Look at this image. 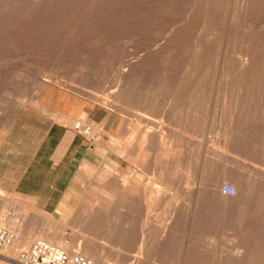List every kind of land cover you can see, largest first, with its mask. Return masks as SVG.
Returning <instances> with one entry per match:
<instances>
[{
  "label": "rangeland",
  "instance_id": "obj_1",
  "mask_svg": "<svg viewBox=\"0 0 264 264\" xmlns=\"http://www.w3.org/2000/svg\"><path fill=\"white\" fill-rule=\"evenodd\" d=\"M64 1H65V3H64ZM69 1H71V0H69ZM75 1L76 0H72L71 2H68L67 0H63V4H64V6H63V4L61 3L60 4V2H62V0L60 1H58V0H54L53 1V4H57L58 3V6L56 7V8H58V11H57V9H55L54 11L56 12V15H54V13H53V8H52V10L51 9H47V11H46V9H38V11H33L34 12V14H28V12H26L27 13V15L25 14V12L24 11H22L23 13H21L20 12V14H22V18L24 19L25 17H27V16H29V17H27V18H25L24 19V21L26 22V23H23V22H20L21 20H20V18H21V16L20 17H18L17 18V15L19 16L20 14H17L15 11H13V12H15V14L16 15H14V16H12L14 13L12 12V10H10V9H8V10H10L9 11V13H3V12H5V11H3V12H1L0 14L2 15L3 14V16L2 17H4L3 19H0L1 21H0V23L2 24V22H4L5 23V25L4 24H0V33H3V34H1L0 35V51H4V53L3 54H1L0 53V62L2 61V59L4 60V61H2V62H6V65L5 66H1L2 68H0V78H2V76H3V79H2V81L4 80H6V78H7V80H9V81H7V82H3V84H2V81H0V83L2 84V85H0V100L1 99H6V98H4V97H7L8 96V94H7V91L6 90H9V91H13V92H17V96L15 97V96H13V97H11L12 99H10L9 101V103H8V108H9V110H11V112H12V116L11 117H9L6 121H4L3 122V124H0V138L2 137V136H4L5 134H6V131L9 129V127L11 126V124L14 122V119L15 118H17L18 116L20 117V118H22V117H24L26 114H40V113H46V114H48L51 118H53L54 117V115L50 112V111H47V110H45V109H42V107H39V109L37 108V107H34V106H40V104H45V105H48V106H51V107H53V108H56V109H59V110H62L64 113H66V115H70V116H73V117H78V119L77 120H79V118H81L79 115H78V113L81 111V110H83V111H86V113H87V116L91 119V121H93L92 123H94V124H96L95 126H92V125H90L89 124V126H87V128L89 127V129L91 128V127H93V128H91V129H93V130H89L88 129V133H84L83 131H81L80 129H78V127H75L74 125H73V127H71V126H69L68 125V123H65V122H63V121H58V119L56 118V117H54L53 119L56 121V122H58V123H62V124H65V125H68L69 127H71L72 129H73V131H74V133L75 134H77V135H79L80 136V142H81V144H83L84 146H86V148H88L89 149V153H85L86 154V156H87V159L85 160L86 161V163H85V161H84V163L83 162H78V164H76V166H75V171H74V175L76 176V183H75V185H74V191H73V193H74V201L73 202H71L70 204H68V205H66L65 206V208L61 211V213H59L58 215H53V213H51V212H47V211H45L44 209H42V208H40L39 206L38 207H36L34 204H35V201L34 200H22V201H20L19 203L20 204H18L17 202H15V201H13V200H15L12 196L10 197V206L9 207H7V208H5L4 209V211L3 212H0V224L1 225H3V226H5V227H7V228H9L10 230H16V232H17V234H18V238L16 239V240H13L11 243H9V244H7L2 250H1V252H0V264H15V263H11V262H9V261H7V260H5L4 259V255H6L7 253L8 254H11L12 252H15V253H12L11 255L13 256V257H15L16 258V256H17V252H18V250L19 249H21V248H26V247H29L31 244H32V242H34L36 239H40V238H44L43 236H41L42 234H44V235H47L48 233H46V232H42L41 231V229L42 228H45V226H47L48 225V227H49V229L48 230H51V232H53V235H54V238L56 237V238H58V237H61L62 239H63V241L66 243V244H70L69 246L68 245H66L67 247L65 248V247H62V248H64V249H66V250H68L70 253H73V252H80V253H82V254H84L85 256H88L89 258L91 257L95 262L97 261L96 259H98V262L100 263V264H132L133 263V261H134V258H132L131 256H130V254L132 253H134V254H136V252H137V249H139V245H142V246H148L149 247V245H150V247L154 244V246H153V248L154 247H156V246H160V248L159 247H157L158 249H159V251H160V249H164L163 250V253H162V250L160 251V252H158V249L157 248H155L154 249V251H150V254H152V255H155L154 254V252H155V250H156V252L158 253V255H156V257L155 256H153L154 258H156V259H150V258H152V257H149L150 256V254H148V255H146L147 253L146 252H149V251H146L145 252V255L143 256L145 259H150L149 261L148 260H143V261H146L147 262V264H148V262L151 264L152 262H151V260H153V262H156V260L157 261H160L159 263H161V264H166L167 262V264H171V263H175V264H178V262L176 263V262H174V261H180L179 262V264H182V259H184L185 257H187V255L185 254V252H187L189 249L188 248H191V249H194L195 248V250L194 251H197V252H204L203 250V248H201L200 249V251L197 249L198 247L200 248V246H197L198 244L197 243H195L193 246H188V243H187V241L186 242H182L181 243V236L183 235V233H188V231H181V230H179L180 231V233H182V234H180L179 233V231H178V234H180V240L178 239V241H179V243L177 242V243H174V244H176V245H178V244H180V246L179 247H181V245H182V248H180L179 249V247H177V246H175V245H173L174 247V249L172 250V246H171V244L169 245V244H167L165 241H163L162 240V238H163V236L159 233V236H158V232H155V231H153V233H152V239H155V238H157L158 240L156 241V240H151V237H150V235L148 234V233H150V227H151V229H155V227H157V225L159 226V224H160V226L159 227H157L158 229L159 228H162L163 226H164V224L166 223V222H164V223H162V221L161 220H164V218L162 219L161 217H164L163 215H162V210H161V207H163V204L165 203V200L163 199V201L164 202H162V204H161V202L160 201H162L161 199L163 198V197H165V198H171V197H175V195L173 194V196H172V193L174 192H176L179 188L180 189H182V190H184V192L183 191H180V189L178 190V193L179 192H181V194L180 195H177L176 193V197H177V199H176V201L178 202L177 204H176V201H175V208H174V206L172 207L171 206V208L170 209H173L174 208V210L172 211L173 213H175L176 212V216H177V213L179 214V212L180 211H182L181 213H183L184 211H185V209H184V206H182L183 204H185V203H187L188 202V200L189 199H191V200H195L196 199V195L195 194H192L191 196H189L190 194H186V196H183V195H185V191H186V193L188 192V190L190 191L191 190V188L190 187H192V189L194 188V189H196V188H198V189H196V190H194V192H197V191H203L204 190V185L202 184V183H200V182H203V181H205L204 180V175H205V179L207 180H212L214 177L216 178L217 177V174L220 172V170H218V168L220 169V166H222V165H224L226 162H223L224 164H220V162H218V161H216L215 159V161H213L214 163H216V164H211L212 165V168H213V170H210V168H211V165H210V163H212V162H209L210 161V157L212 158V156H214L213 155V153H211V152H208V151H214L215 149H213V147L212 146H215L212 142H214V140L216 141V140H218V137H220L221 135H220V131H218L217 129H216V127L218 126V123H220L221 124V120L220 121H218L219 119H217V118H220L221 117V114H223V113H225V114H223V115H225V116H227V114H228V112H231V110L233 111V108L231 109L230 107H228L229 105V98L228 99H225L223 102H219V100H223V98L222 99H219L215 94H219V97H221L220 96V94L223 96V97H225V96H227V97H229L228 95H226V94H229V95H231L230 94V92L229 91H231V88L230 87H228V88H230V89H227L226 90V88L224 87L223 88V86L221 85V84H217V82H215L216 83V85H218L219 86V88H218V86L217 87H215V85H214V87L215 88H217L218 89V92L216 93V91H217V89H215L214 87H212V83L209 85V86H207V88H206V86H205V88L203 89V91H202V93L204 94V96L202 95V98H200V96L199 97H197V98H199V99H197L196 98V100H194V99H192L191 100V98L188 96V95H186L187 94V92L185 93V91L186 90H190V88H185L184 89V87H181V86H178L177 84L175 85V84H173L172 86H171V84L173 83L172 82V80H173V78L171 79V81H170V83H169V85L171 86V87H169V86H167V83H165V84H161V86H160V84H158L157 85V83L156 82H152V81H154V80H156V78H157V75L156 74H159L158 76H160V74L164 71V69H167V68H169V67H171L172 68V66L171 65H174L175 64V62H177V60H178V58L180 57V55L178 56V52H180L181 53V51L182 52H184L185 50H186V48H189V46L193 43V41L194 40H196V38H197V35L200 37V38H202L203 40H204V37H205V35L207 34V33H209L210 34V32H213L214 30H215V28H216V26L218 27V24L220 23H215V22H218V21H221V23H223L224 21V19L223 20H220V19H222L223 18V16H222V14H224V13H222V12H224V10H226V6H228V5H226L227 3H229L230 1L232 2H234L235 0H228L227 1V3L225 2L226 0H224V2L226 3L225 5H223L224 7H222V5L221 6H218V7H220V8H218L219 10L218 11H222V12H220V13H218L219 15L221 14V18L219 17V15L217 14V18L216 17H214V16H212V17H214V18H212V17H210L211 16V14L208 12V11H206V9H204V8H206L205 7V1L206 0H202V3H204V4H202V3H200L201 2V0L200 1H196V0H193L194 2L193 3H191L192 2V0H186L187 2H189L188 4H186V2L184 3L183 1H185V0H173L172 2L170 1V0H162L161 2H165L166 3V1H167V3L165 4V6H163V7H165V8H161V6L160 5H164L163 3H161L160 2V0H132V4H130L129 5V3H130V1L129 0H127L128 2H126V0H110V2H109V4L108 5H111L112 4V7L111 6H109V7H111L112 9H110L108 6V8H106V6H104V8H106V9H104L102 6L104 5V3H105V5H107V2H105L104 0L102 1L103 3H101V4H103V5H100V4H98L99 2H101V1H99V0H94V2L93 3H95V4H92V1L93 0H89L90 2H91V4H89V1L87 2V0H82L81 2H82V5L80 4L81 2H80V0H78L77 2H76V4H78L79 2V4L81 5V7H83L81 10H82V14H81V10H76L75 8H78V6H75ZM87 2V3H85V2ZM96 1H97V3H96ZM107 1H109V0H107ZM143 1H146V2H143ZM170 1V2H169ZM174 1H176V3L177 2H179V4L181 5H179L178 4V6L176 7L175 6V3L174 4H172ZM181 1H182V3H181ZM191 1V2H190ZM68 2V3H67ZM115 4H114V3ZM135 2V3H134ZM197 2V3H196ZM223 2V3H224ZM232 2V3H233ZM67 3V4H66ZM71 4V5H74L75 6V12L73 11V8L72 9H70L71 8V6H69L68 4ZM85 3V4H84ZM121 3L123 4L122 6H124L125 8H123L122 6H120L121 5ZM127 3V4H126ZM170 3V5L173 7V5H174V7L176 8L175 9V11L174 12H179V14L178 13H173L174 15H177L176 17L172 14V15H169V14H171L172 12L171 11H166L165 9L168 7L167 5ZM185 4L186 6L187 5H189V6H187V8L185 7V6H183V7H185L184 9L185 10H187L188 9V7H190V9H189V11L187 10V12H189L190 13V11L192 12L194 9H195V12H197L196 14H198V15H196L195 14V12H194V14L196 15V16H199V13L201 14V16H199L200 18H198V17H196L195 15H193V13H190V14H192L190 17L192 18L193 16V18L197 21V22H199V23H197V22H193V21H190V22H192L193 23V25H194V23L196 24L197 23V29L200 31V30H202V31H200L201 33H199L198 31H197V29L196 28H194V29H196V31H194L193 29H190V28H192V27H195V25L193 26L192 24H191V26L189 27V22H188V26L185 24V23H187V18H189L188 16L190 15L189 13L188 14H186V16L184 15L185 13H186V11H184V9L182 8V4ZM191 3V4H190ZM194 3L197 5L194 9H193V5H194ZM66 4V5H65ZM78 4V5H79ZM89 6H87V5ZM118 5V8H116L117 7V5ZM134 4L136 5V8H135V6H134ZM183 4V5H184ZM193 4V5H192ZM67 5H68V7H69V9L67 8V10H69L70 12H68V11H66L68 14H67V16H69L70 15V13H72V11H73V14L75 13V15L73 16V14L72 15H70V17H72L73 16V21H71V19H70V23H69V25H70V29L68 28L67 29V27H69V26H67L68 24V22L69 21H67V23H65L66 22V20H69V17H67L66 16V13L64 12L65 10H66V7H67ZM80 5H79V7H80ZM93 5V7L95 8V6H96V8L94 9L93 7H91V6ZM169 5V7H168V9L170 10H172L173 11V8L171 7ZM177 5V4H176ZM199 5H201V7L199 6ZM202 5H204L203 6V9H202ZM229 5H231L232 6V4H229ZM61 6L63 7L62 9H60L61 8ZM66 6V7H65ZM126 6H128V7H131V8H127ZM146 6V7H145ZM167 6V7H166ZM195 6V5H194ZM121 7V8H120ZM171 7V8H170ZM179 7V8H178ZM202 9H200V8ZM84 8H86V9H84ZM124 9V12L125 13H127L126 15H125V13L123 14V13H121L122 11H123V9ZM128 9V10H130V11H125V9ZM191 8H192V10H191ZM222 8H224V10L222 9ZM65 9V10H64ZM79 9V8H78ZM94 9V10H93ZM105 11H104V10ZM108 9H109V11H111V10H113V11H111L109 14H108ZM118 9V10H117ZM122 9V10H121ZM136 9V10H135ZM178 9V11H176ZM183 9V10H182ZM199 9V10H198ZM8 10L6 11V12H8ZM72 10V11H71ZM198 10V11H197ZM46 11V12H45ZM48 11H51V12H49L48 13ZM77 11H78V13H79V11H80V13L79 14H81L80 16H78V14L76 15V13H77ZM84 11H86V12H84ZM97 11V13L95 14L94 12H96ZM119 11H121V12H119ZM206 11V12H205ZM217 11V12H218ZM12 12V14H11V16L15 19L14 20V22L13 21H11V19H12V17L10 16V15H8V16H6L7 14H10ZM39 12V13H38ZM45 12V13H44ZM63 14H62V13ZM84 12V13H83ZM88 12H89V14H88ZM93 13V16L91 15V13ZM138 14H137V13ZM199 12V13H198ZM19 13V12H18ZM30 13V12H29ZM40 13H41V15H40ZM43 13V14H42ZM48 13V14H47ZM59 13V14H58ZM99 13V15H97ZM112 13V14H111ZM121 13V14H120ZM142 13V14H141ZM144 13V14H143ZM168 13V14H167ZM181 13H182V15H181ZM205 13H207V15L209 16V18L208 17H206L207 15L205 14ZM209 13V14H208ZM255 13H257V12H255ZM24 14V15H23ZM58 14V15H57ZM146 14V15H145ZM154 14V15H153ZM260 14V15H259ZM26 15V16H25ZM31 15H33V16H35V18H38V20L39 21H42V22H38V20L36 19L35 20V18L32 16V18H34V20L35 21H37V23H35V24H37L38 26H36V27H39V29H36L37 30V32H36V30H35V28L36 27H34V22L32 21V18L30 19V16ZM49 15V16H48ZM60 15V16H59ZM64 15H65V18H64ZM87 15H89L90 17H93V18H95V19H98L99 20V18H100V20L103 22V24H102V22H99V24H98V20L96 21L97 22V30H93V32H92V30H90L91 29V27H93V26H91L90 25V21H91V24H93L94 22H95V19H94V21H92V20H90V19H88V17H86ZM95 15H97L99 18H97V16L96 17H94ZM104 15V16H103ZM107 15V16H106ZM127 17L128 16V18H125V16ZM167 15H169V16H167ZM258 15L259 16H261L260 18L262 19V17H263V14H261V13H258ZM25 16V17H24ZM51 16H53L52 18H51ZM54 16H56L55 18H56V20L57 19H59V20H55V18H54ZM62 16V17H61ZM75 16H78L79 18H77V17H75ZM81 16H83V17H81ZM115 16H121L119 19H123V20H119L118 19V17L117 18H115ZM143 16V17H142ZM178 16L180 17V16H182V17H184V19H185V21H184V19H181V17L180 18H178ZM203 16V17H202ZM259 16H257V18L259 17ZM11 18L10 20H8V18ZM48 17L50 18V19H53V20H49L48 19ZM59 17V18H58ZM84 17H86V19H87V21L84 19ZM89 17V18H90ZM108 17V18H107ZM143 19H142V18ZM148 17V18H147ZM174 17H175V20H174ZM205 17H206V19H207V21H209V20H211V18L212 19H214V21H212V24H213V26H210V24L211 23H208L207 21H206V19H205ZM48 20H47V19ZM68 18V19H67ZM75 18H77V19H81V20H83V21H81V25L83 24V27L80 25V20H76ZM102 18V19H101ZM109 18H111V20L109 19ZM146 18V19H145ZM190 18V19H191ZM218 19V18H220L218 21L216 20V19ZM19 19V21H18V24H17V21L16 20H18ZM22 19V20H23ZM31 20V23H32V25H31V23H29V21L28 20ZM65 20V21H62V20ZM107 19H109V20H107ZM174 20V22H173V20ZM179 19H181V20H183V21H180ZM200 19V21H201V19H202V22H200V21H198V20ZM43 20H44V22H43ZM47 20V21H46ZM85 20V21H84ZM113 20V21H112ZM147 20V21H146ZM171 20V23L169 22ZM177 20V21H176ZM192 20V19H191ZM194 20V21H195ZM46 21V22H45ZM50 21V22H49ZM53 21H55V22H53ZM76 21H77V23H76ZM120 21H123L124 22V24H122L123 22H120ZM126 21V22H125ZM128 21V22H127ZM131 21H133L134 23H132ZM137 21H139V22H137ZM188 21H189V19H188ZM204 21V22H203ZM8 22V23H7ZM15 23V24H13V23ZM19 22H20V24H19ZM51 22H52V24H51ZM58 22V23H57ZM62 22V23H61ZM63 22H64V25H61V24H63ZM74 22H75V24H74ZM85 22H87L86 24H85ZM110 22V23H109ZM115 22V23H114ZM177 23V24H175V26H174V23ZM214 22V23H213ZM11 23V24H10ZM27 23H29V24H27ZM42 23H43V25H42ZM45 23V24H44ZM48 23H50L51 24V26H49L48 27ZM61 23V24H60ZM79 23V24H78ZM100 23L102 24V25H104L103 27L104 28H102V25H100ZM109 23V24H108ZM127 23H129V24H127ZM131 23V24H130ZM169 23H170V25L173 23V25H169ZM179 23H180V25H179ZM182 23V24H181ZM7 24V25H6ZM21 24H22V26H21ZM34 24V25H33ZM40 24V25H39ZM58 25L57 27L61 30L62 28H60V27H64L63 29L64 30H59L56 26L54 27V25ZM72 24V25H71ZM73 24L77 27L78 25V28L79 29H83V30H80V31H82V32H80V34H77L76 33V31H78V29L75 27V26H73ZM76 24H78V25H76ZM87 25V26H85V25ZM144 24V25H143ZM201 26H200V25ZM211 24V25H212ZM216 24V25H215ZM11 25V26H10ZM26 25V26H25ZM27 25L29 26V27H27ZM45 25V26H44ZM106 25V26H105ZM131 25V26H130ZM169 25V26H168ZM178 25L183 29V34L182 33H174L175 32V30H176V32H178V30L180 29V27L178 28ZM185 25V26H184ZM9 26V27H8ZM16 26H17V28H16ZM18 26H20V27H26L25 28V30L24 29H22V28H20V27H18ZM31 26V27H30ZM33 26V27H32ZM60 26V27H59ZM89 26H91L90 28H89ZM94 26H95V23H94ZM101 26V27H100ZM121 26H123V27H121ZM203 26H206V27H203ZM214 26H215V28H214ZM227 26V25H226ZM6 27H8V28H6ZM10 27H13L12 29H14V30H12ZM46 29L47 27V29L46 30H44V28ZM52 27V28H51ZM82 27V28H81ZM87 27V28H86ZM96 27H93L94 29H96ZM100 27V28H99ZM110 27V28H109ZM112 27V28H111ZM116 29H115V28ZM131 28V30L129 31V33L127 34V30H129V28ZM160 27H162V28H160ZM176 27V29H174ZM6 28V29H5ZM54 28V29H53ZM55 28L57 29L55 32L53 31V30H55ZM88 29L89 28V31L88 30H86V29ZM109 28V29H108ZM114 28V29H113ZM125 28H127V30L125 29ZM172 28V29H171ZM178 28V29H177ZM190 29V32H192L193 34H191L190 32V34L192 35V36H194V34L196 35V37L194 36V37H192V42H191V35L188 33V31H189V29ZM206 28V29H205ZM209 28H212V29H209ZM227 28V29H226ZM2 29H5L4 31H2ZM19 29H21V30H19ZM31 31V30H34V31H32L31 32V34L29 33V31ZM51 29H53V30H50ZM76 29V30H75ZM100 29H102V30H100ZM103 29H106V30H103ZM111 29V30H110ZM113 29V30H112ZM125 30V31H123V30ZM174 29V30H173ZM205 29V30H204ZM11 32H10V31ZM18 30V31H17ZM50 32H49V31ZM67 30H70L69 32H68V34H70V35H68V34H65V36H63L62 34H64V33H62V31L63 32H66L67 33ZM122 30V31H121ZM163 30V31H162ZM170 30V31H169ZM172 30L174 31V32H172ZM186 30H187V34H186ZM9 31V32H8ZM41 31V32H40ZM47 31V32H46ZM53 31V32H52ZM91 31V32H90ZM102 31H104V32H102ZM115 31H117V32H115ZM133 31V32H132ZM179 31H182L181 29L179 30ZM229 31V29H228V27H225V33H227ZM231 31H232V29L229 31V35H231ZM7 32V33H6ZM16 34V35H14V33ZM52 32V33H51ZM57 32V33H56ZM58 32H60V34H58ZM78 32V33H79ZM84 32V33H83ZM86 32V33H85ZM101 32V33H100ZM121 32H123V33H121ZM134 34V37H133V35L131 34ZM156 32V33H155ZM171 32L172 33H174L173 35L171 34ZM184 32H185V35L187 36H185L184 35ZM197 32V33H196ZM206 32V33H205ZM9 33V34H8ZM82 33L83 34H86V36H84V35H82ZM96 33V34H95ZM114 34V35H112L113 37L115 36V38L113 39V37L111 36V34ZM126 33V34H125ZM153 33V34H152ZM160 33V34H159ZM168 33H170L169 35H168ZM6 34V35H5ZM32 34H35V35H32ZM37 34V35H36ZM51 34V35H50ZM56 34V35H55ZM136 34H138L137 36H136ZM155 34H157V35H155ZM162 34V35H161ZM164 34V35H163ZM176 34H178V35H176ZM180 34L181 35H184L185 36V39H184V37L182 36L181 38L179 37L180 36ZM189 34V35H188ZM5 35V36H4ZM10 37H9V36ZM52 35H53V37H52ZM55 35V36H54ZM58 35V36H57ZM66 35L68 36V37H66ZM80 35V36H79ZM92 36V38L90 37V36ZM95 35V36H94ZM99 35V36H98ZM128 35V36H127ZM130 35H132L131 37L133 38H131V37H129ZM154 35V36H153ZM176 36V38H175V40H174V38L173 37H175ZM4 36V37H3ZM6 36H8V37H6ZM94 36V37H93ZM127 36V37H126ZM160 36V37H159ZM173 36V37H172ZM177 36H178V38H180L179 40L177 39ZM70 37V38H69ZM76 37V38H75ZM96 37V38H95ZM123 37H125V38H123ZM129 37V38H128ZM153 37H154V39H153ZM162 37V39H160ZM171 37V39H169ZM207 37H208V35H207ZM206 37V39H208ZM3 38H5L6 40H8L7 42H6V40H4L3 41ZM8 38V39H7ZM108 38V39H107ZM137 38H138V40H137ZM165 38L167 39L166 40V42L164 41L165 40ZM183 38V39H182ZM187 38V39H186ZM188 38H190V39H188ZM194 38V39H193ZM95 39V40H94ZM97 39H98V41H97ZM111 39V40H110ZM118 39H119V44H118ZM121 39V40H120ZM152 39V41H150ZM197 39H199V38H197ZM13 40V41H12ZM68 40V41H67ZM90 40V41H89ZM109 40L110 41H112V43H115L116 44V46H114L115 44H112L111 42V44L110 45H107V43L109 42ZM136 40H137V42H136ZM153 40H154V42H153ZM157 40V41H156ZM171 40V41H170ZM186 40V41H185ZM2 41V42H1ZM97 41V42H96ZM114 41V42H113ZM117 41V42H116ZM135 43H134V42ZM157 42V44H156V42ZM162 41V42H161ZM187 41H188V43H187ZM6 42V43H5ZM9 42V46H8V43ZM85 42V43H84ZM96 42V43H95ZM121 42V43H120ZM126 42V43H125ZM127 42H128V44H133L132 46H129L128 44H127ZM130 42V43H129ZM133 42V43H132ZM140 42H142V43H140ZM161 42V43H160ZM2 43V44H1ZM12 43V44H11ZM70 45H69V44ZM79 43V44H78ZM151 43V44H150ZM166 43V44H165ZM187 43V44H186ZM189 43H191V44H189ZM210 43H212L211 41L208 43V46H210L211 44ZM5 44V45H4ZM68 46H67V45ZM95 44V45H94ZM121 44V45H120ZM145 44H147V45H145ZM153 44V45H152ZM160 44H161V47L160 48H162V49H160L158 46H160ZM186 44V46H184ZM188 44H189V46H188ZM77 45V46H76ZM106 45L107 46H109L108 48H111V47H113L114 46V48H113V50L112 51H110L111 49H108L107 47H106ZM113 45V46H112ZM120 47H119V46ZM125 45V46H124ZM139 45V46H138ZM157 46L158 48H159V50H160V52H159V50L158 49H156L157 47H155V46ZM163 45V46H162ZM164 45H165V49H164ZM3 46H7L6 48L5 47H3ZM87 46V47H86ZM89 46V47H88ZM117 46L119 47V49L117 48ZM130 49L131 47V50H129L127 47ZM171 46V47H170ZM63 47V48H62ZM104 47V48H103ZM117 49H116V48ZM136 47V48H135ZM153 47V48H152ZM177 47V48H176ZM4 48V49H3ZM11 50H10V49ZM62 48V49H61ZM65 48H66V51H65ZM88 48V49H87ZM122 48V49H121ZM123 48H125V49H123ZM135 49V51H134V49ZM139 48H140V50H139ZM154 48L156 49V51L155 52H152V49H153V51H154ZM169 48H170V51H169V53H168V50H169ZM14 49V50H13ZM71 49V50H70ZM82 49H84V50H82ZM86 49V50H85ZM116 49V50H115ZM121 49V51H119ZM132 49H133V51H132ZM150 51H149V50ZM166 49H167V51H166ZM171 49L173 50V51H175L176 49H178V50H176L177 51V55H176V57H177V59H176V57H174L175 59H172L173 60V62H168V65H166L167 63L166 62H164V59L166 58L167 59V57H169L170 56V54L171 53H173L172 55H175V52H173V51H171ZM10 50V51H9ZM51 50V51H50ZM124 50V51H123ZM138 50V51H137ZM181 50V51H180ZM215 50V49H214ZM223 50V49H222ZM64 51V52H63ZM70 51V52H69ZM75 51V52H74ZM119 51V52H118ZM131 51V53H128V52H130ZM142 51V52H141ZM158 51V52H157ZM164 51L165 52H167V54H165L164 53ZM11 52V53H10ZM52 52V53H51ZM65 52L67 53L66 55H65ZM74 52V53H73ZM86 52V53H85ZM111 52V53H110ZM113 52V53H112ZM124 52V53H123ZM10 53V54H9ZM63 53V54H62ZM114 53H116L115 55H113ZM157 53H158V55H157ZM160 53H162V54H160ZM7 56H6V55ZM14 54V55H13ZM113 55V57H112V55ZM119 54V55H118ZM121 54H125L124 56H125V58H123L122 56H121ZM127 54V55H126ZM130 55V57H128L129 55ZM132 54V55H131ZM163 54H165L164 56H163ZM182 54V53H181ZM16 55V56H15ZM140 55V56H139ZM153 55V56H152ZM155 55V56H154ZM157 55V56H156ZM167 55V56H166ZM172 55L170 56L171 58H173L172 57ZM182 55H184V54H182ZM181 55V56H182ZM4 56V57H3ZM120 56H121V58H120ZM140 59V60H138V58ZM159 56H162V57H164V59L163 58H159ZM2 57V58H1ZM7 57V58H6ZM17 57V58H16ZM107 57V58H106ZM109 57H111V58H109ZM116 57V58H115ZM126 57L128 58V59H134L135 60V57H136V59H137V63L138 62H141L140 64H135L134 65V68H132V69H134V70H132V73H134V74H136V72H138L139 73V76H140V73H141V76H142V78L144 77V79L145 80H141V82L143 83H141L140 84V79H138V78H136L137 77V75H138V73H137V75L135 76L134 74V76H135V79L139 82V84H138V82H136V80L134 79L133 80V84L136 86L135 88H138V86L140 85L141 86V88L140 89H142V87H145L146 85H149L150 84V88H149V86L147 87L148 89H153V90H156V93L157 94H160L159 95V100H161L160 101V103L158 102L159 100H157L155 97H154V100L153 99H151V97H150V94H149V96H147L148 94H146V92L148 93V90H146V88H145V90H143L142 92L143 93H145V94H141L142 92H140L139 90H138V93H140L142 96H144V95H146L147 97H149L150 98V100H152V101H155V99H156V103H158V105L156 104L155 106H158V107H156L157 108V111L154 109V107L150 110V112L149 113H147V116L145 117V118H141V117H139L137 114H134L135 112H134V110H132V111H129V112H121L120 110H116L117 108H113L112 107V105L110 104V103H104L102 100H101V96L103 95V94H106V92L109 94V93H111V92H113L114 91V89L116 90V88H117V82H116V80H114V79H116L117 78V74H119L120 72H121V70L122 69H120V68H122L123 66H121V65H123V64H126L128 61V59H126ZM141 57V58H140ZM183 57V56H182ZM181 57V58H182ZM9 58H11V60L9 59ZM13 58V59H12ZM180 58V59H181ZM58 60L59 62H57V61H55V60ZM62 59V60H61ZM63 59H65V60H63ZM114 61H113V60ZM163 59V60H162ZM170 59V58H169ZM180 59L178 60V61H180ZM234 58H232V60H233ZM9 61V63L7 62V61ZM42 60V61H41ZM61 60V61H60ZM109 60V61H108ZM229 60H230V62L231 63H233V64H235L234 62H232V60H231V58L229 57ZM12 61V62H11ZM65 61H66V63H65ZM116 61V62H115ZM146 61V62H145ZM166 61V60H165ZM233 61H236L235 59L233 60ZM44 62V63H43ZM50 62V63H49ZM84 62V63H83ZM148 62H149V64H150V66H148ZM42 65H41V64ZM60 64L59 65V68L57 69V70H55V64H56V66L58 65V64ZM82 63V64H81ZM108 63V64H107ZM113 63V64H112ZM157 63H159V65L157 64ZM162 63V64H161ZM166 63V64H165ZM47 64V65H46ZM87 64V65H86ZM106 65V66H104V65ZM163 64H165L166 66H164ZM171 64V65H170ZM53 65V66H52ZM62 65L64 66V67H62ZM80 65H82V66H84L83 67V71H79L78 70V68L80 67ZM119 66V68H118V66ZM142 67V69H145V70H142L141 68H140V66ZM146 65V66H145ZM38 66H40V68L38 67ZM115 66V67H114ZM121 66V67H120ZM168 66V67H167ZM52 67H55V68H52ZM58 67V66H57ZM106 67L108 68V69H106ZM110 67V68H109ZM112 68V69H111ZM114 68H116V69H114ZM138 68V69H137ZM141 70H140V69ZM162 68V69H161ZM178 68V67H177ZM39 69V70H38ZM88 71H87V70ZM120 69V71H119V73L117 72L118 70ZM158 69V70H157ZM19 70V71H18ZM51 70V71H50ZM110 70V71H109ZM162 70V71H161ZM40 71V72H39ZM47 71V72H46ZM108 73H107V72ZM159 71V72H158ZM2 72V73H1ZM18 72H20V73H22V75L19 73L18 74ZM51 72V73H50ZM86 72H87V74H86ZM143 72H144V74H143ZM151 72V73H150ZM158 72V73H157ZM53 73V74H52ZM104 73V74H103ZM150 73V74H149ZM49 74V75H48ZM58 74V75H57ZM61 74V75H60ZM108 76H107V75ZM151 74L153 75V77H154V79H153V77H151ZM16 75H18L19 77H13V76H16ZM45 75H47V76H45ZM52 75V76H51ZM114 77H113V76ZM144 75V76H143ZM51 76V77H50ZM90 78H89V77ZM103 76V77H102ZM105 76V77H104ZM138 76V77H139ZM141 76L139 77V78H141ZM12 77L14 78V79H12ZM53 77V78H52ZM54 77H55V79H54ZM92 77V78H91ZM111 77V78H110ZM17 78H19L18 80H17ZM91 79V80H89V79ZM101 78V79H100ZM106 78H107V80H106ZM149 78V79H148ZM10 79H12L11 81H10ZM22 79H24L23 81H22ZM95 79H97V80H95ZM109 79V80H108ZM147 79V80H146ZM175 79V78H174ZM88 80V81H87ZM100 82H99V81ZM96 81V82H95ZM110 81V82H109ZM148 81H149V83H148ZM157 81V80H156ZM86 82H87V84H86ZM89 82V83H88ZM110 83H112V86H111V84ZM115 83V84H114ZM147 83V84H146ZM154 83V84H153ZM176 83V82H175ZM214 83V84H215ZM17 84H18V86H17ZM90 84V85H89ZM92 84V85H91ZM145 84V85H144ZM208 84V83H207ZM206 84V85H207ZM14 85H16L15 86V88H17V89H14ZM87 85H89V87L87 86ZM107 85V86H106ZM144 85V86H143ZM154 85H155V87H154ZM157 85V86H156ZM165 85V86H164ZM222 87H221V86ZM35 86H37V87H39V88H41V92H40V94L39 95H37V98H36V100H33V95H34V93L35 92H33L32 93V91H36L35 89H34V87ZM110 88H109V87ZM167 86V87H166ZM4 87V89H3V91H2V88ZM98 87V88H97ZM113 87V88H112ZM164 87H165V89H164ZM209 87H211V89L213 88V90H214V94L212 93V90L210 91V90H208V89H210ZM220 87H221V89H220ZM264 87V86H263ZM6 88V89H5ZM101 88V89H100ZM108 90H107V89ZM162 88V89H161ZM168 88L170 89V91H171V95H172V100H171V95H168V96H166L165 94H166V92H164V91H167L168 90ZM183 88V89H182ZM10 89H12V90H10ZM104 90V92H102L103 90ZM106 89V90H105ZM164 89V90H163ZM167 89V90H166ZM207 89V90H206ZM224 91H228L227 93L226 92H223V90ZM260 91V88H256V89H254V90H256V91H258V90ZM18 90H20V92H18ZM102 90V91H101ZM181 90H183V91H181ZM207 91V92H204V91ZM222 92H221V91ZM254 90H251V91H254ZM262 90L264 91V89L262 88ZM22 91V92H21ZM90 93H89V92ZM110 91V92H109ZM136 91H137V89H136ZM145 91V92H144ZM220 91V92H219ZM250 91V92H251ZM263 91H260L259 93H263V94H261V95H264V92ZM5 92V94L3 95V93ZM25 92L26 93H28V94H31V95H24L25 94ZM31 92V93H30ZM93 92V93H92ZM151 92V91H150ZM178 92V93H177ZM185 93L184 95H186V96H188V97H185L184 95H183V97L181 96L182 94L181 93ZM214 95L213 97H211L212 96V94ZM48 93V94H47ZM97 93L99 94L98 96H96L97 95ZM103 93V94H102ZM137 93V92H136ZM177 93V94H176ZM258 93V92H257ZM259 93H258V95H259ZM7 94V95H6ZM19 94V95H18ZM20 94H22V97L20 96ZM91 94V95H90ZM175 94V95H174ZM178 94H181L180 96H181V98H180V100H182V102L181 103H183L182 105H184L185 103H187V105L190 103H188V102H185V101H187V100H189V101H191L192 103H190L191 105H193V103L196 105V104H198L199 105V102H195V101H200V99H205L204 101L202 100V102H200V104L202 105L203 104V106H204V108L203 107H201V105L200 106H198L199 107V110H201L200 112H199V110H198V112H197V110H196V114H198V115H195V113L194 112H191V111H194V109H193V107H194V105H193V107L190 105V107L189 108H191L192 107V109H190L191 111V114L193 113V116L192 117H189L190 116V113H188L189 111V108L188 107H186V109H187V113H186V109L184 108V106H182V105H180L181 103H179L178 101H180L179 100V98H178ZM255 96H253L252 98H250V100H255V101H253V102H250V100H249V98L247 99V101L246 102H242V100H244V99H240L239 100V104H240V106L241 107H244V106H246V107H244L243 109H241V107L240 106H237V109L235 110L236 112H234V114H235V116L236 117H238V116H241V117H243L244 116V114H246V113H250V112H252V110L254 111V113L253 114H255V111L257 112L258 110V113H259V115H258V113H256L254 116H257L256 117V122H254L255 120H254V118L255 117H253V115H249V114H247V116L246 117H249V118H246V120H244V119H242V120H244L243 122H245V121H248V125L250 124H255V125H259V124H262L263 122H264V118L262 117V116H264V115H261V114H263V113H260V112H264V103H262V100H263V102H264V96H262V100H260L259 99V97L261 96H258L257 94H255V91H254V93H253ZM24 95V96H23ZM177 95V96H176ZM225 95V96H224ZM258 97H257V96ZM32 96V97H31ZM45 96H46V98L47 99H45ZM156 96V95H155ZM217 97V99H216V97ZM20 97V98H19ZM28 97V98H27ZM93 97V98H92ZM96 97H97V99H96ZM147 97H145L144 99H146ZM157 97V96H156ZM162 97V98H161ZM169 97V98H168ZM177 98V99H175V98ZM204 97V98H203ZM205 97H207V98H205ZM210 97V98H209ZM215 97V98H214ZM234 97V96H233ZM256 97V98H255ZM16 98V99H15ZM161 98V99H160ZM182 98H187V100L186 99H182ZM188 98H190V99H188ZM209 98V99H208ZM212 98H214V99H212ZM261 98V97H260ZM26 99V100H25ZM100 99V100H99ZM148 99V98H147ZM168 99H170L172 102H174L173 104H172V102L171 103H167L168 102ZM216 99V100H215ZM245 99V100H246ZM30 100H32V102L30 101ZM98 100V101H97ZM166 100V102H164ZM185 100V101H184ZM193 100H194V102H193ZM226 100H227V102H226ZM33 101H35L34 103H36V104H33ZM100 101V102H99ZM103 103H102V102ZM163 101V102H162ZM177 102V104L179 103V105L178 106H182L183 108H179V109H181L180 111H178V106L176 105V102ZM214 101H217L216 102V104H214L215 102ZM232 101H234L233 99H232ZM257 101V102H256ZM258 101H260V102H258ZM32 103V104H30V103ZM162 102V103H161ZM206 102V104H204ZM225 102V103H224ZM241 102L244 104V105H242L241 104ZM247 102L249 103H253V105L252 104H247ZM260 103V109H261V111H260V109L258 108V109H256V110H254L255 108H257L256 106H258L256 103ZM38 103V104H37ZM164 103V104H163ZM226 104V105H228L227 107L224 105V104ZM166 104L168 105V106H170L171 108H170V110H169V107L168 106H166ZM238 104V105H239ZM246 104V105H245ZM31 105V106H30ZM109 105H111V106H109ZM164 105V106H163ZM175 105V106H174ZM208 105L210 106V108L208 107ZM213 105V106H212ZM262 105H263V107H262ZM6 106V105H5ZM4 106V104H1L0 103V117H1V120H5V116L7 115V113H6V111H5V109H6V107ZM160 106V107H159ZM165 106H166V108H167V110H168V112H166V108H165ZM176 106H177V108H176ZM189 106V105H188ZM197 106H195V107H197ZM217 106V107H216ZM225 108H224V107ZM231 107L233 106V105H230ZM252 107L251 109L252 110H250V108L248 109V107ZM161 107H163V111H161L160 112V110H162V108ZM198 107L196 108V109H198ZM200 107H201V109H200ZM206 107V108H205ZM207 107H208V109H207ZM213 107V108H212ZM255 107V108H254ZM262 107V108H261ZM37 108V109H36ZM159 108H161V109H159ZM203 108V109H202ZM214 108H217V110L216 109H214ZM227 108V109H226ZM3 109V110H2ZM106 109V110H105ZM159 109V110H158ZM184 109V111H182ZM229 109H231V110H229ZM244 110V109H246V110H250V111H246L244 114H242L243 112L241 111V110ZM43 110V111H42ZM214 110H216L217 111V115H216V113H215V111ZM226 110H228V111H226ZM45 111V112H44ZM159 111V112H158ZM169 111H170V113H169ZM176 112V111H178V112H176V113H180L181 112V114H180V119L182 118L181 117V115H182V112H183V114H184V112H185V114L184 115H182L183 117H188V119L190 120V122H191V120H193L194 121V123H196L197 125L199 124L200 125V127H202V128H199V126H198V128L201 130V133H200V130H199V132L196 130V134H195V137H190V135H184V136H181L180 134H174V136L171 134L172 133V129H175L178 125H176V124H178L179 123V125L181 126V127H183V121H184V119H181L182 120V122L181 121H178L177 119L178 118H176V115H178V114H176V113H174V112ZM222 111H223V113H222ZM14 112V113H13ZM109 113V116H110V113H111V116L110 117H108V115H106V113ZM172 112L174 113V114H172ZM221 114H220V113ZM240 112H242L241 114L242 115H240L239 113ZM5 115H4V114ZM107 113V114H108ZM128 115H127V114ZM161 113V114H160ZM163 113V114H162ZM207 113V114H206ZM171 116H170V115ZM187 114H189V116H187ZM201 114V115H200ZM239 114V115H238ZM251 114V113H250ZM52 115V116H51ZM216 115V116H215ZM105 116H107L105 119H104V117ZM175 116V118H173ZM195 116H199L198 118H199V120H196V122H195V119H193V117H195ZM218 116V117H217ZM220 116V117H219ZM121 117V118H120ZM178 117V116H177ZM185 117V118H186ZM216 117V118H215ZM253 117V118H252ZM262 118V122L261 123H258L259 121H261L260 119ZM108 118V119H107ZM110 118V119H109ZM168 118V119H167ZM215 118V119H214ZM243 118H245V116L243 117ZM257 118L259 119V120H257ZM104 119V120H103ZM106 119H107V121H106ZM121 119V120H120ZM125 119V120H124ZM179 119V120H180ZM221 119H223L222 120V122L224 121V119H225V117L224 116H222V118ZM249 119V120H248ZM251 119V120H250ZM13 120V121H12ZM120 120V121H119ZM123 120V121H122ZM129 120H130V123H129ZM169 120H170V122L171 123H169ZM176 120L178 121L176 124L175 123H173V122H176ZM240 120V119H239ZM104 121H106V122H104ZM197 121H199V122H197ZM258 121V122H257ZM104 122V123H103ZM180 122H181V124H180ZM185 122V121H184ZM127 123V124H126ZM100 124H101V126H100ZM118 124V125H117ZM129 124H131V125H129ZM175 124V125H174ZM212 124V125H211ZM244 125L245 124H247L246 122L245 123H243ZM119 125H120V127H119ZM122 125V126H121ZM248 125H245V126H248ZM118 126V127H117ZM127 126H128V128H127ZM130 126V127H129ZM94 127H95V129H94ZM144 127L146 128V129H144ZM100 130H99V129ZM115 128H117V129H115ZM133 128H134V130H133ZM143 128V130H148L149 129V133L152 135L151 137H153V140H152V142L150 143L151 144V147H153V148H151L149 145V143L146 145L147 147L149 146V154H148V158H146V159H150L149 157L151 156V159H153L154 160V158H155V156L154 155H156V152L153 150V149H155V150H157L156 149V147L158 146V145H155V143L153 144V142H157L156 144H158L159 142V140H160V137L161 136H163V135H169L170 134V137H171V139H169V142H170V144H172V146H173V144H174V147H175V145L177 144V143H179V147H180V149H178L179 151H181V152H179L178 153V156L180 157V158H185L186 156H187V153L185 152L186 151V149H188L187 147H189V145L192 143V141L191 140H193V142H197L198 144H200V147H198L197 149L199 150V148H200V150L199 151H197L196 150V152H195V156L196 157H194L195 158V160H196V158H199L200 159V156L201 157H203V158H206L205 160H209V161H206V162H209V166L206 164V162H205V164H204V162L203 161H201V160H204L203 158H201V160H199V161H190V165H192V171H195V173H198V174H200V173H204V175L200 178V177H196V176H199L198 174L196 175V174H194V180H193V183H188V184H184V185H182V184H179L178 183V185L179 186H181V187H177V186H175V188L172 190V189H168V191L166 192V194H165V189L166 188H168V187H166L167 185L165 184L168 180H170V181H173V182H176V181H178V179H176V178H172V177H170L169 179L166 177V178H162V177H160L159 179H164V181H165V183H163L162 184V182H164L163 180L160 182L158 179H157V177H159V176H157L156 174V170H154V167H152V165L154 166V164H155V162L153 161V160H149L150 162L149 163H151V164H149L148 163V161H146V162H144L145 164H143L142 166H147L148 164V166H147V168L146 167H142L143 169L141 170L140 168H141V165H140V167H138L139 165H137L135 162H133L132 160H131V158H130V160H127V159H125L126 157L124 156H122V154H120L119 152H117L116 150H114V148L112 149V151H110V149L111 148H109V147H106V146H108V143H110V142H115L116 143V141L118 142L119 141V143L121 144V143H123V142H128L130 139L129 138H131V137H133L132 138V141H131V146L133 147V148H131V146L129 147V149H133L132 151H134V152H136L134 149L136 148V150H137V152L136 153H134V156H135V154H138L139 153V150L137 149V145H139V141L137 140V139H139V137L140 136H138L139 134H140V130ZM198 128H196V129H198ZM103 131H102V130ZM204 129H206V131L204 130ZM216 129V130H215ZM99 130V131H98ZM114 130H116V131H114ZM126 132V130L129 132V135H127V133L128 132H124V131ZM131 130H133V131H135V132H133V133H131ZM208 130H210V131H208ZM91 131H94V132H91ZM102 131V132H101ZM105 131V132H104ZM117 131L118 132H124L123 134H126V135H124L125 136V138H124V136H123V134L121 133H119L118 135L119 136H117L118 138H119V140H117L118 138H116L114 135H116L115 133H117ZM151 131V132H150ZM203 131H204V133H203ZM213 131V132H212ZM217 131V132H216ZM210 132V133H209ZM100 133L102 134V135H100ZM114 134V135H113ZM133 134V135H132ZM199 134H200V136H199ZM91 135V136H90ZM156 135V136H155ZM220 135V136H219ZM227 135H229L230 137H229V139L231 138V140H233V142H234V140H235V142L234 143H237V144H239L240 143V145H241V143L243 142H247L248 140H250V141H248L247 143H246V145H253L254 143H256L257 141L256 140H258V138H260L261 139V137H259L260 135H252V134H250V136L248 137L247 136V134H245V136H247V137H245L244 136V134H243V138H241V135H239V134H227ZM239 135V136H238ZM249 135V134H248ZM100 136V137H99ZM113 136V137H112ZM123 136V137H122ZM129 136V137H128ZM157 136H158V138H159V140H157ZM252 136H253V138H252ZM95 137V138H94ZM121 137H122V139H121ZM127 137V138H126ZM174 137V138H173ZM235 137V138H234ZM256 137H258L256 140H255V138ZM113 138V139H112ZM191 138V139H190ZM196 138V139H195ZM216 138V139H215ZM101 139V140H100ZM121 139V140H120ZM128 139V141H126ZM154 139H156L155 141H154ZM183 139V140H182ZM243 139V140H242ZM254 141H253V140ZM259 139V141H260V143H262L263 142V140L261 141ZM103 140V141H102ZM125 140V141H124ZM181 140V141H180ZM195 140V141H194ZM198 140V141H197ZM211 140V141H210ZM237 140H238V142H237ZM239 140H241V141H239ZM122 141V142H121ZM183 141V142H182ZM185 141V142H184ZM199 141H202L201 143H199ZM204 141V142H203ZM106 142H108V143H106ZM208 142V143H207ZM132 143H134L133 145H132ZM184 143V144H183ZM207 143V144H206ZM215 143V142H214ZM217 144H218V142H216ZM243 143H242V145H243ZM107 144V145H106ZM136 144V145H135ZM153 144V145H152ZM186 144H187V146H186ZM196 144V143H195ZM212 146H211V145ZM184 145V146H183ZM197 145V144H196ZM202 145V146H201ZM205 145V146H204ZM210 145V146H209ZM109 146H110V144H109ZM191 146V145H190ZM197 146H199V145H197ZM196 146V147H197ZM111 147V146H110ZM140 147V146H139ZM138 147V148H139ZM155 147V148H154ZM178 147V148H179ZM196 147H195V149H196ZM203 147V148H202ZM209 147H210V150H208L209 149ZM96 150H95V149ZM101 150H100V149ZM141 148V147H140ZM139 148V149H140ZM145 148V147H144ZM87 149V150H88ZM212 149V150H211ZM95 150V151H94ZM98 150H100V151H98ZM114 150V151H113ZM151 150V151H150ZM204 150V151H203ZM208 150V151H207ZM104 151H106V152H104ZM116 151V152H115ZM188 151V150H187ZM150 152H151V154H150ZM185 152V153H184ZM202 152V153H201ZM100 153V154H99ZM103 153L105 154V155H103ZM198 153H200V155L198 154ZM212 155H211V154ZM84 154V155H85ZM182 156H181V155ZM201 154H203V156L201 155ZM205 154V155H204ZM210 154V155H209ZM230 154V153H229ZM232 154H234V153H231L230 155L233 157L234 155L236 156V154H234V155H232ZM102 155H103V157H102ZM150 155V156H149ZM198 155H199V157H198ZM229 155V156H230ZM256 155V154H255ZM259 155V154H258ZM207 156V157H206ZM261 158V157H260ZM204 160V161H205ZM213 160V159H212ZM236 160V159H235ZM234 160V162L232 161V160H230V161H232V163L230 162V163H226L227 164V166L229 167V169H228V167H227V172H230L231 174L233 173L232 171V168H234V172L238 169V168H236L235 166H233L234 164H236L235 162H237V160L235 161ZM135 161V160H134ZM248 161V160H247ZM247 161H245V162H247ZM87 162H88V165H90V167L91 168H93V173L91 174H88L87 172H90L92 169L88 166V165H85L84 166V164H87ZM131 162V163H130ZM137 162V161H136ZM193 162H195V163H193ZM198 162H199V165H201L200 163L202 162V164H203V168H204V166L205 165H207V166H205V169H207L208 168V170H203V168H201L200 166H198ZM241 162V161H240ZM249 162H251V163H249ZM249 162H247L248 164H252L253 162L252 161H249ZM114 163V164H113ZM138 163V162H137ZM147 163V164H146ZM154 163V164H153ZM182 163H184V162H182ZM237 163H239V162H237ZM242 163H243V161H242ZM260 163V164H259ZM254 164V163H253ZM252 164V165H253ZM256 164V166H257V164H259L258 166H261L262 165V163H261V161H259L258 163H255ZM254 164V165H255ZM220 165V166H219ZM195 166V168H197L198 170H196L195 168V170H193V167ZM218 168H217V167ZM231 166H233V167H231ZM257 166V167H258ZM263 166L264 165H262V168H263ZM198 167H200V168H198ZM83 168V169H82ZM86 168H90V169H88L87 171H84V170H86ZM211 168V169H212ZM252 168V167H251ZM261 167H260V169H262ZM145 169V170H144ZM149 169V170H148ZM152 169V170H151ZM203 170V171H201V170ZM253 169V168H252ZM258 169V168H257ZM260 169H258L257 171L260 173V174H263V169H262V172H260ZM133 170H134V172H133ZM140 170V171H139ZM153 170H154V172L156 173H154L153 172ZM254 170V169H253ZM256 170V169H255ZM201 171V172H200ZM215 173V175H214V173ZM245 171V170H244ZM243 169H240V172L242 173H240L241 175H244L243 174ZM119 172H121V174H123V173H131V176H130V179H131V181H133L132 179L134 178L135 179V181H137V182H139V184L141 185L142 184V181H145V182H143L144 184H146V186H148V187H150L149 186V182L148 181H152V186H157L158 187V185H160V186H162V187H158L159 188V192H160V190L162 189V190H164L163 192H161V193H157V196L156 197H160L161 199L159 200V198H158V200H159V202L160 203H158V202H156V203H154L153 205L154 206H152L151 207V209L153 210H151L150 211V213H152V214H149V221H150V223L148 224L149 226H148V228L146 227L145 228V230L147 231V229H148V232H144L145 233V235H143V234H141L140 232H141V230L139 231V229L142 227L141 225V223H142V215H143V212H144V209H142V207L140 208V209H142V210H139L138 212H139V214H136V215H141L140 217H138V216H136L137 218H136V220H135V223L134 224H132V225H129V224H126V225H124V224H122V226H124V227H121V228H123V230L124 231H127V229L125 228L126 226H132V227H136V229H137V232H139V234L140 235H136V234H138L136 231H135V228H132V229H130L131 227H128V229L130 230V232L129 233H131L132 231H133V229H134V231L132 232V234H133V238H136L137 236H140V238L139 239H141V238H143L144 236H145V238H144V240L146 239V236L149 238H147L146 240V242H147V244L146 243H144V240H140L139 241V239L137 240V239H132L131 240V242L130 241H128V244H127V242H126V244H125V246L126 245H128V247L126 246V248H124V250L125 249H127L128 248V250L130 249V250H133V251H130L129 250V252H126L127 254L125 255L124 253H125V251L124 252H122L124 255L123 256H120L119 254H121V253H119V254H117V255H115L116 253H118L116 250H117V246H115V247H112L113 248V250H114V253H113V250L111 249H109V248H111V247H108V245H105L104 244V242H105V240L103 239V237H104V235L105 234H103L104 232H106V231H104L105 229H107V231H108V228L109 227H107L106 225H107V222H108V225L113 221V220H115V214H114V216H113V213L114 212H112V211H115V210H112L111 209V207L112 206H115V204H117V206H115L114 207V209H116V211L118 212V205H119V203L118 202H120L121 204H123L124 203V205H126L125 203H127L126 201H127V198H128V195H124V194H119L118 192V194L117 193H114L113 191H115V190H113L112 188H110L109 186H107L109 183H108V181L109 182H112V181H116V180H119V178H120V176L119 175H121ZM140 172H142V174L140 173ZM238 172H239V170H238ZM133 173V174H132ZM139 173L140 175H137V174ZM149 173V174H148ZM154 173V175H152V174ZM210 173H211V175H210ZM213 173V174H212ZM207 174V175H206ZM229 174V173H228ZM132 175L134 176V177H132ZM142 175V178L140 177ZM156 175V176H155ZM202 175V174H201ZM200 175V176H201ZM233 175V178H235L236 176H238V174H237V171L234 173V174H232ZM114 176V177H113ZM118 176V177H117ZM164 176H166V175H164ZM207 176V177H206ZM116 177V178H115ZM132 177V178H131ZM140 177V178H139ZM260 177H261V175H260ZM118 178V179H117ZM151 178V179H150ZM195 178L197 179V180H195ZM200 178V179H199ZM211 178V179H210ZM139 179H140V181H141V183H140V181H139ZM241 179H242V181L245 179V176H244V178L241 176ZM255 179V180H254ZM259 179V180H258ZM263 179V181H264V178H259V177H254L253 179L251 178V179H247V177H246V179L245 180H250L249 182H254L255 184V188H254V186H252L253 188H254V190L256 191L258 188H259V186L262 184L263 186H264V183L262 182V183H259L260 182V180H262ZM105 180V183L103 182ZM106 180H108V181H106ZM112 180V181H111ZM148 180V181H147ZM159 182H158V181ZM199 180H200V182H199ZM201 180H203V181H201ZM251 180H253V181H251ZM257 180H258V182H257ZM155 183H154V182ZM108 184H107V183ZM225 182H228L229 184H231V185H233L232 183V181H231V179H224V181H223V183L222 184H224ZM84 185H83V184ZM147 183H148V185H147ZM181 183H183V181L181 182ZM259 183V184H258ZM87 184V185H86ZM151 184V183H150ZM258 184V185H257ZM166 185V186H165ZM175 185H177V183L175 184ZM200 185H202V186H200ZM262 185H261V187H262ZM145 186V187H146ZM166 188H165V187ZM184 186V187H183ZM249 186V185H248ZM145 187H144V185L142 184V186H139V188L141 189L142 188V190H144V191H142V190H138L139 191V193H141V191H142V194H141V196L142 195H144L145 196V193L143 194V192H145ZM147 187V188H148ZM156 187V188H157ZM174 187V186H173ZM172 187V188H173ZM183 187V188H182ZM185 187H186V189H185ZM201 187V188H200ZM241 187V186H240ZM239 187V188H240ZM258 187V188H257ZM146 188V189H147ZM176 188H177V190H176ZM241 188H243V190L245 191V189L246 190H248L250 187H248V188H246L245 187V189H244V186H242ZM240 188V191L242 190ZM175 190V191H174ZM243 190L241 191V193L243 192ZM138 191L136 192V193H133V195L132 196H134L135 194V196H137L138 195ZM173 191V192H172ZM206 191V190H205ZM182 192L184 193L183 195H182ZM239 192V191H238ZM164 193V194H163ZM170 193H171V195H170ZM240 193V192H239ZM237 193L236 195H226V194H224V192H223V195H221L220 197H218V196H215L214 198L211 196V195H209L210 196V198L208 199V198H206L207 196H204L203 197V199H208V201L210 200L211 202H209V203H207V204H209V206L211 205V204H213V211H214V213H215V215H214V213H213V211L211 210V209H209V208H212L211 206L209 207L208 205H206V206H208V207H204V205L202 206L203 208H201L202 210H201V212H199V213H203L202 215V221H205L204 223H202V224H205L206 223V225H205V227L207 228V227H209V225H210V227H209V229H212V230H206V231H203V232H200L201 233V235H202V233H208V235H210V231H211V234L213 233V234H215V233H217V232H219V231H221V232H223L221 235H220V233H217L215 236H217L216 238L218 239H215L214 238V235H213V237L210 235V237H211V239H213L214 238V240H212V244L213 245H211V246H213L211 249H212V251L210 250V255H212L213 253H217V254H213L212 256H207L206 257V259H208V261H210V257H211V259L213 260V263H215V262H217V260H218V262H220L219 261V259L221 260V262L224 260L223 259V257L225 258V256L227 255V252L226 251H228V249L230 248V246L232 245V243H230V240L234 237L233 235H234V231H233V229H229V228H227V231L224 229V228H226V223L228 222L227 220V216H226V221H225V223H223L224 221H219V222H221L220 224H219V222L217 221V220H220L219 218H224L223 216L222 217H220V214H218L217 215V213H219L218 211H220V213H222V212H226L227 213V215L229 216L230 215V213L233 211V214L232 215H234V213L236 212L235 210L240 206V204L243 202V199L246 197L247 198V196L246 195H249V193L248 194H246L245 192L244 193ZM118 196H116V195ZM159 194V195H158ZM161 194V195H160ZM167 194H169L171 197H167L168 195ZM203 194L205 195V192L203 191ZM203 194H201L202 196H203ZM163 195V196H162ZM193 195H195V196H193ZM256 195V194H255ZM254 195V196H255ZM261 195V194H260ZM259 195V196H260ZM262 195H264V194H262ZM261 195V196H262ZM121 196V198H120V200H119V197ZM139 196V195H138ZM137 196V198H139ZM140 196V197H141ZM162 196V197H161ZM179 196L181 197V199L179 198ZM187 196H189L188 197V199L187 198H185V197H187ZM208 196V197H209ZM257 196H258V194H257ZM257 196H255V197H257ZM259 197L260 199V201L262 200V201H264L263 199H264V196H263V198L262 197ZM117 197V198H116ZM143 197V196H142ZM193 197H194V199H193ZM199 197H201V196H199ZM124 198H126L125 200H124ZM245 198V199H246ZM262 198V199H261ZM186 199V200H185ZM197 199H200V198H198V195H197ZM215 199V200H214ZM244 199V200H245ZM102 200H108V201H110V202H108L109 203V205H110V203H111V205H110V210L107 208L105 211H101L102 209H101V207L100 206H98V205H100L101 203H99L100 201H102ZM125 202H124V201ZM157 200V201H158ZM167 200V199H166ZM83 201V202H82ZM90 202L91 204H96L95 205V207H96V213L98 214V215H96V219L97 220H99V223H100V225H101V223L103 224V226L101 225H99V224H95V225H93V227L95 228H93L92 226H88V223H90V220H91V217H89V216H84V217H81V215H82V212H84V209L85 208H87L90 204L88 203V202ZM185 201V202H184ZM187 201V202H186ZM207 201V200H206ZM214 201V202H213ZM216 201V202H215ZM238 201V202H237ZM253 202H255L254 200H252ZM261 201V202H262ZM87 202V203H86ZM182 202H183V204H182ZM253 202H251V204L253 203ZM79 203V204H78ZM99 203V204H98ZM113 203V204H112ZM143 203H144V201H143ZM19 205V206H17V207H15V205ZM76 204H77V206H76ZM86 204H88V206H86ZM128 204V203H127ZM205 204V203H204ZM215 204H217V205H215ZM80 205V206H79ZM71 206V207H70ZM78 206H79V208H78ZM84 206H86V207H84ZM180 206H182L183 208H181ZM246 206H249L248 207V209H249V211H248V215H249V213H250V210L252 209V207H253V204H252V206H250V202L246 205ZM75 207V208H74ZM165 207V208H164ZM163 208H164V210H167L168 211V209H166V204H165V206H164ZM97 208L99 209V210H97ZM123 208H125V206L123 207ZM157 208V209H156ZM162 208V209H163ZM182 209V210H178V211H176L177 209ZM205 208H208L209 209V211L211 210L212 211V213H207V210L205 209ZM247 208V207H246ZM80 209V210H79ZM155 209V210H154ZM170 209H169V211H170ZM10 211V213L7 215V211ZM12 210H14L15 212H16V215L14 216V215H12L11 214V211ZM75 210H76V212H75ZM112 210V211H111ZM161 210V211H160ZM163 210V211H164ZM184 210V211H183ZM215 210H216V212H215ZM123 211V215L125 216V214L126 213H128L127 211H126V209H124V210H122ZM121 211V212H122ZM143 211V212H142ZM175 211V212H174ZM204 211H206V214H204ZM210 211V212H211ZM110 212V215H111V212H112V215L110 216V217H108L109 216V214L106 216V214L107 213H109ZM116 212V213H117ZM140 212H142V213H140ZM166 211H164V213H165ZM81 213V214H80ZM154 213V214H153ZM157 213V215H155ZM161 213V214H160ZM161 215V220H160V218H158V217H156L155 219L153 218V217H155V216H159V215ZM169 214H170V216H169ZM212 214V215H211ZM104 215H105V217H107V218H105L104 217ZM122 215V218H124V216ZM173 214L171 213V211H170V213H168V214H165V221H167V220H170L171 221V216H172ZM208 215H211V216H208ZM45 216H47V217H45ZM73 216V217H72ZM83 216V215H82ZM102 216V217H101ZM151 216H153V217H151ZM166 216H168V219H166ZM212 216H213V218H212ZM216 216H218V217H216ZM72 217V218H71ZM82 219H81V218ZM104 217V218H103ZM212 218V219H214V221H215V223H212L213 222V220H211V218L210 219H208V218ZM215 217V218H214ZM69 218V219H68ZM83 218H84V220H83ZM99 218H102L101 220L99 219ZM109 218L111 219V220H109ZM112 218H113V220H112ZM245 218V217H244ZM139 219V220H138ZM173 219V218H172ZM246 220L245 221H250V218H248V216L245 218ZM68 220V221H67ZM72 220V221H71ZM104 220H106V222L104 221ZM107 220H109V221H107ZM211 220V221H210ZM244 220V219H243ZM103 221V222H102ZM137 221V222H136ZM158 221H160V222H158V224H157V222ZM230 222H232V220L230 219L229 220ZM75 222V223H74ZM104 222H105V224H104ZM141 222V223H140ZM154 222H156V223H154ZM168 222V221H167ZM229 222V223H230ZM74 223V224H73ZM156 224V225H153V224ZM218 223V224H217ZM202 224H201V227L200 228H202V230H204V229H206L205 227L203 228V226H202ZM216 224H217V228H216ZM222 224V225H221ZM223 224H224V226H223ZM111 225V224H110ZM135 225V226H134ZM139 225V229H138V227L137 226ZM155 226V227H153V226ZM162 225V226H161ZM218 225H219V227H218ZM96 226H98V228H96ZM141 226V227H140ZM221 226H223V227H221ZM57 227H59V228H57ZM89 227H92V229L90 230V228ZM101 228V230H100V228ZM107 227V228H106ZM84 229L83 230V232H81V229ZM87 228H89V230L87 229ZM157 228H156V230H157ZM199 228V229H200ZM221 229V230H219V229ZM223 228V229H222ZM87 229V230H86ZM142 229V228H141ZM216 229V232L214 231ZM58 230H60V231H58ZM98 230V231H97ZM144 230V229H143ZM143 230H142V232H143ZM201 229L199 230V231H202ZM219 230V231H218ZM225 230V231H224ZM230 232H229V231ZM96 231H97V233H96ZM213 231V232H212ZM231 231H232V237H231ZM33 232H35L36 234H35V236L34 237H32L31 238V234H33ZM81 232V233H80ZM89 232V233H88ZM102 232V233H101ZM226 232V233H225ZM229 232V235L227 234ZM97 234V236H95L94 237V235L93 234ZM100 233V234H99ZM134 233H136L135 235H134ZM193 233V232H192ZM191 233V235L193 236L194 235V237H195V232L192 234ZM197 233V232H196ZM204 233V234H205ZM206 233V234H207ZM81 234V235H80ZM86 234L87 235H91V237H89V236H86ZM101 236V238H99V240L100 241H103V244H102V242L100 243V241L99 240H97L98 239V236L99 235ZM203 234V235H204ZM30 236V240H28V243H26L27 242V240H24V236ZM93 235V236H92ZM143 237H142V236ZM157 235V236H156ZM190 235V236H191ZM200 235V234H199ZM86 236V237H85ZM99 236V237H100ZM132 236V235H131ZM162 236V237H161ZM198 236V234L196 235V237ZM226 238V239H224V237ZM87 237H89L90 239L89 240H87ZM97 237V239H94V238H96ZM160 237H161V239H160ZM178 237H179V235H178ZM194 237H191V239L193 238L194 239ZM196 237H195V242L197 241V239H198V237H197V239H196ZM202 237V236H201ZM231 238V239H230ZM47 239V238H46ZM228 239H230L229 241H228ZM89 242H87V241ZM98 241V242H95V241ZM152 242H151V241ZM16 241H17V243H16ZM83 241V242H82ZM85 241L87 242V244H89L90 246L89 247H87V245H86V243H85ZM150 241V242H149ZM162 241L163 242H165V243H162ZM213 241H214V243H213ZM218 243V245L216 244V242ZM223 241H226V242H223ZM53 242V241H52ZM90 242H92V244L90 243ZM93 242H94V245H93ZM129 242L131 243V247L133 248V249H131V248H129V246H130V244H129ZM135 242H138V243H135ZM142 242V243H141ZM232 242V241H231ZM54 244H56V245H58V246H60L59 244L60 243H58L57 241H54L53 242ZM83 243V244H82ZM136 244V246H135V244ZM143 243H144V245H143ZM149 243V244H148ZM151 243V244H150ZM153 243V244H152ZM228 243V244H227ZM134 244V245H133ZM158 244V245H157ZM185 244V245H184ZM197 244V245H196ZM220 244V245H219ZM223 245V247L224 248H226L227 249V247H228V249L225 251V249L224 250H220L219 249V247H221V248H223L222 247V245ZM225 244L227 245V247H225ZM73 245V246H72ZM76 245V246H75ZM105 246L104 248V256L106 255V253H107V255L109 254V252H110V257H105L104 258V256H103V250H102V248H101V246ZM166 245L167 246H169V247H171V248H167L168 250H172L174 253L172 254V252H171V254H169L170 253V251H169V253H168V251L165 249V247H166ZM192 245V244H191ZM215 245V246H214ZM195 246H197V247H195ZM136 247H138V248H136ZM183 247H184V249L186 248V247H188L187 249V251H185L184 252V254H183V252H181L182 250L184 251V249H183ZM192 247H194V248H192ZM15 250H14V249ZM86 248V249H85ZM147 248V247H146ZM146 248H144V249H146ZM176 248H177V250H176ZM216 248V252L214 251V249ZM95 250V251H97V252H99V253H97V252H93L92 251V253H96V256H94V254H91L90 252H89V250ZM148 249V248H147ZM149 249H151V248H149ZM179 249V250H178ZM191 249L187 252V254H189L188 256H190V253H192L193 252V250H192V252H191ZM217 249H219L220 251L219 252H217ZM81 250V251H80ZM127 250V251H128ZM153 250V249H152ZM186 250V249H185ZM84 251H88L87 252V254H85L84 253ZM102 251V252H101ZM105 251H107V252H105ZM122 251V250H121ZM145 251V250H144ZM181 252L182 253V256L179 254V252ZM102 254H101V253ZM151 252H153V253H151ZM155 252V253H156ZM206 252H207V254H206ZM206 252H204L203 254H205V256L206 255H209L208 254V250L206 251ZM221 252V253H220ZM226 254H225V253ZM128 253H129V255H128ZM168 255H167V254ZM194 253V252H193ZM225 254V256L223 255V254ZM7 254V255H8ZM99 254V255H98ZM219 254H222V255H219ZM15 255V256H14ZM102 255V257L101 258H99V256H101ZM120 257H122V259L121 258H119V256ZM122 255V254H121ZM128 255V257H129V259H128V257H126ZM151 255V256H152ZM161 255V256H160ZM171 255V256H170ZM181 257H180V256ZM186 255V256H185ZM133 256V255H132ZM172 256H174L173 258V260L171 259L172 258ZM178 256V257H177ZM218 256H221V258H219ZM223 256V257H222ZM229 256V255H228ZM147 257H149V258H147ZM163 257V258H162ZM170 258V260H168V258ZM184 257V258H183ZM192 257V256H191ZM213 257V258H212ZM215 257H217V258H215ZM180 258H182V259H180ZM204 258V257H203ZM216 260H215V259ZM163 259V260H162ZM166 259V260H165ZM176 259V260H175ZM179 259V260H178ZM226 260L227 259H229L230 260V257H228V258H225ZM231 259H233V256H231ZM234 259H235V257H234ZM121 260H123V261H121ZM212 260H211V263H212ZM229 260H227V261H229ZM236 260V259H235ZM162 261H165L166 263H163ZM169 261L171 262V263H169ZM173 261V262H172ZM205 261H207V260H205ZM231 261V260H230ZM261 262V264H264V262H262V260H260ZM263 261H264V259H263ZM118 262V263H117ZM224 262V261H223ZM156 263H158V262H156ZM212 263V264H213ZM19 264V263H18ZM155 264V263H154ZM208 264H210V262H208Z\"/></svg>",
  "mask_w": 264,
  "mask_h": 264
},
{
  "label": "bare ground",
  "instance_id": "obj_2",
  "mask_svg": "<svg viewBox=\"0 0 264 264\" xmlns=\"http://www.w3.org/2000/svg\"><path fill=\"white\" fill-rule=\"evenodd\" d=\"M53 1L54 0H0V13L1 12H3V11H5V12H3V13H9V11L10 10H12V12L13 11H15L17 14H20V12L21 13H23L22 11H24L25 12V14L27 15V13L26 12H28V14H34V12L33 11H38V9H46V11H47V9H51L52 10V8H53V13H54V15H56V12L54 11L55 9H57V11H58V8H56L57 6H58V3L57 4H53ZM59 1V0H58ZM61 1V0H60ZM68 2H71V1H69V0H67ZM78 0H76L75 1V6H78V8H75V6L74 5H71L70 3L68 4L69 6H71V8L70 9H72L73 8V11L75 12L76 10H81L83 7H81V5H82V0H80V7H79V5L78 4H76V2H77ZM89 0H87V2H88ZM99 1H101V2H99L98 4H100V5H103V4H101V3H103L102 1L103 0H99ZM105 1V0H104ZM114 1V0H113ZM116 1V0H115ZM122 1V0H121ZM130 1V3L126 0V2H128L129 3V5L130 4H132L131 2H132V0H129ZM135 1V0H134ZM162 0H160V2H161ZM168 1V0H167ZM167 1H166V3H167ZM171 2L173 1V0H170ZM169 1V2H170ZM188 1V0H187ZM186 0L185 1H183L184 3L186 2V4H188L189 2H187ZM197 2L198 1H200V0H196ZM227 1L228 0H226L225 2L227 3ZM67 2V3H68ZM85 2V1H84ZM87 2H85V3H87ZM94 2V0L92 1V4H95V3H93ZM105 2H107V5H105V3H104V5L102 6L103 8H104V6H106V8H108L109 6H111L112 7V4L111 5H108L109 4V2H110V0L109 1H105ZM112 2V1H111ZM110 2V3H111ZM117 2V1H116ZM143 2H146V1H143ZM180 2V1H179ZM179 2H177L176 3V1H174L172 4H174L175 3V6L177 7L178 6V4H179ZM191 2V1H190ZM194 1L192 0V2L191 3H193ZM196 2V3H197ZM224 0H206L205 1V7L206 8H204V9H206V11H208L210 14H211V16L210 17H212V16H214V17H216L217 16V14L218 13H220V12H222V11H218L219 9L218 8H220V7H218V6H221L222 5V7H224L223 5H225L226 3L224 2ZM233 2V1H232ZM231 1L229 2V3H227L226 5H228V6H226V10H224V8H222L223 10H224V12H222V13H224V14H222V16H223V18L222 19H220L222 16H221V14L219 15V17L220 18H218V19H216L217 21L220 19V20H223L224 22L223 23H221V21H218V22H215V23H219L218 24V27L216 26V28H215V26H214V28H215V30L213 31V32H210V34L209 33H207L206 35H205V37H204V40L202 39V38H200L198 35H197V38H199V39H197L196 38V40H192V37H196V35L194 34V36H192L191 34H193L192 32H190V29H193L194 31H196V29H197V23H199V22H197L193 17L191 18L190 16L192 15V14H190V13H193V15H195L197 12H195V7L198 5H196L195 3H194V5L192 6L193 7V11L195 12V14H194V12L192 11H190V13L189 12H187V10L189 11V9H190V7H188V9L187 10H185L186 8H187V6H189V5H185L184 3V5L182 4V8L184 9L185 7V9H184V11H186V13L184 14L185 16H186V14H190L188 17L189 18H187V23H185L186 25L188 24V22H189V27L191 26V24L193 25V23L192 22H190V21H193V22H197L196 24L194 23V25H195V27H192V28H188L189 29V31H188V33L191 35L190 37H191V39L190 38H188V39H190L191 40V42L193 41V43L191 44V43H189V44H191L190 46H189V44H188V46H189V48H186V50L184 51V52H182L181 50V53L182 54H184V55H182L180 52H178L179 54H178V56L180 55V57L178 58V60L180 59V61H178L177 60V62H175V64L174 65H171L172 66V68L171 67H169V68H167V69H164V71L160 74V76H158L159 74H156L157 75V78H156V80H154V81H152V82H156L157 83V85L158 84H160V86H161V84L163 85V84H165V83H167V86H169V87H171L173 84H177L178 86H181V87H184V89L185 88H190V90H186L185 91V93L187 92V94L186 95H188L190 98H191V100L192 99H194V100H196V98L197 97H199L200 96V98H202V95L204 96V94L202 93V91H203V89L205 88V86H206V88H207V86H209L211 83H212V87H214V85H215V87H217L219 84H221L222 86H223V88L225 87L226 88V90L227 89H230L231 88V91H229L230 92V94L231 95H229V94H226V95H228L229 97H227V96H225V97H223L221 94H220V96L221 97H219V94L217 95V94H215L219 99H222L223 98V100H219V102H223L225 99H228L229 101V106L228 105H226V104H224L226 107L228 106V107H230L231 109L233 108V111L231 110V109H229V110H231V112H228V114H227V116H225V115H223V114H225V113H223V111H222V113L223 114H221L220 112V114H221V117L220 118H217V119H219L218 121H220L221 120V124L220 123H218V126L216 127V129L218 130V131H220V137H218V140H214V142H212L215 146H212L211 144V146L213 147V149H215L214 151L212 150V151H208V150H210V147H209V149L207 150L208 152H211V153H213V155L214 156H212V158L210 157V161L209 160H205L206 158H203L204 156H203V154H201L203 157H201L200 156V159L199 158H196V160H195V158L194 157H196L194 154H195V152H196V150L197 151H199L200 150V148H199V150L197 149L198 147H200V144H198L197 142H193V140H191L192 141V143L189 145V147H187L188 149H186V153H187V156L185 157V158H180L179 156H178V153L179 152H181V151H179L178 149H180V145H179V143H177L176 145H175V147H174V144H173V146H172V144H170V142H169V139H171V137H170V134L169 135H163V136H161L160 137V140H159V138H158V136H157V140H159L158 142V144H156L157 142H153V144L155 143V145H158L157 147H156V149L157 150H155V149H153L155 152H156V155H154L155 156V158H154V160L153 159H151V156L149 157L151 160H153L154 162H155V164H154V166L152 165V167H154V170H156L157 172V174L154 172V170H153V172L157 175V176H159V177H157V179L160 181H164V179H159L160 177H162V178H170V177H174V178H176V179H178V181H176V182H173V181H170V180H168L166 183H165V181L164 182H162V184L163 183H165L166 185V187H168V188H166L165 186V194H166V192L168 191V189L170 190V189H174L175 188V186H177V187H181V186H179L178 185V183L179 184H182V185H184L185 183L186 184H188V183H193V178H194V174H198V173H195V171H192V165H190V161L192 160V161H199V160H201V158H203L204 160H201V161H203L204 162V164H205V162L206 161H209V162H212V163H210V165L211 164H216V163H214L213 161H218V162H220V164H224L223 162H226V163H232V161L234 162V160L236 159L237 160V162H239V163H237V162H235L236 164H234L233 166H235L236 168H238L236 171H237V174H238V176H236L235 178H233V175L232 174H234L235 172H234V168H232V174L230 173V172H227V164L225 163L224 165H222V166H220V169L218 168V170H220V172L217 174V177L215 178H213L212 180H206L205 179V175H204V173H200V174H198L199 176H196V177H202L203 175H204V180L205 181H203V180H201V181H203V182H200V180H199V182L200 183H202L203 185H204V192H205V195L203 194V191L201 190V191H197V192H194V190H196V189H198V188H196V189H192V187H190L191 188V190L189 191L188 190V192L186 193V191H185V195H183L184 193V190H182V189H180V191H183L182 192V195L183 196H186V194H190L189 196H191L192 194H195L196 195V199L195 200H191V199H189L188 200V202L187 203H185V204H183V202H182V206H184V209H185V211L183 212V213H181L182 211H180V210H182V209H177L176 211H180L179 212V214L177 213V216H176V212L175 213H173L172 211L174 210V208L176 207L174 204H175V201H176V199H177V197H176V194L178 193V190H177V188H176V194L173 192L172 193V196H173V194L175 195V197L173 196V197H171L170 195H171V193H170V195L169 194H167L168 196L167 197H171V198H165V197H163L162 199L158 196V197H156L157 196V193L159 192V188L160 187H162V186H160V185H158V187L156 188L155 186H152V181H148L149 182V186L150 187H148V186H146V184H144L143 182H145V181H142V184L144 185V187H145V192H143V194L145 193V196L144 195H142L141 196V194H142V191H144V190H142V188L140 189L139 188V186H142V184L140 185L139 184V182H137V181H135V177L132 175V177H134L132 180L133 181H131V179H130V176H131V173H123V174H121V172H119L121 175H119L120 176V178H119V180H116L115 182L114 181H112V182H109L108 180H106V181H108V185L107 186H109L110 188H112L113 190H115V191H113L114 193H119L120 195L121 194H124L125 196L126 195H128V198H127V203H125L126 205H124V203L123 204H121L120 202H118L119 203V205H118V212L116 211V209H114V207L115 206H117V204H115V206H112L111 205V203H110V205L112 206L111 207V209L112 210H115V211H112V212H114L113 213V216H114V214L116 215L115 216V220H113V218H112V222L108 225V222H107V227H109L108 228V231H107V229H105L104 231H106V232H104L103 234H105L104 235V237H103V239L105 240V242H104V244L105 245H108V247H111V248H109L110 250L112 249L113 250V248L112 247H115V246H117V252L118 253H116L115 255H117V254H119V253H121V254H119L120 256H123L124 254L126 255L127 253L126 252H129V250H128V248L127 249H125L124 250V248H126V246L128 247V245H126L125 246V244H126V242H127V244H128V241H130L131 242V240L132 239H139L140 238V236H137L136 238H133L134 236H133V234H132V232L134 231V229H133V231L131 232V233H129L130 232V230L128 229V227H131L130 229H132V228H135V231L137 232V229H136V227H132V226H126L125 228L127 229V231H124L123 230V228H121V227H124V226H122V224H124V225H126V224H129V225H132V224H134L135 223V220H136V216H138V215H136V214H139V210H142V209H144V212H143V215H142V229L140 228L139 229V225L137 226L138 227V229H139V231L141 230V234H143L144 232H148V229H147V231L145 230V228L147 227L148 228V224L150 223V221H149V214H152V213H150V211L153 209H151V207L152 206H154L153 204L154 203H156V202H158V203H160L161 202V204H162V202H164L163 201V199L165 200V203L163 204V207L165 206V204H166V209H168V211L167 210H164V208L163 207H161V210H162V215L164 216V217H161V215H159V216H155V217H153V216H151V217H153L154 219L156 218V217H158V218H164V220H161V218H160V220L162 221V223H164V222H166L165 224H164V226L162 227V228H157V227H159L160 226V224H159V226L157 225V227H155V226H153V225H156V224H153L152 226L153 227H155V229H151V227H150V233H148L149 235H150V237L152 236V233H153V231H155V232H158V236H159V233L163 236V238H162V240L163 241H165L167 244H171V246H172V250L174 249L173 247V245H175V246H177V247H179L180 246V244H178V245H176V244H174V243H179V241H178V239L180 238V234H182V233H180V231L179 230H181V231H188V233L186 232V233H183V235L181 236V243L182 242H186L187 241V243H188V246H193L195 243H197L196 245L197 246H200V248L198 247L197 249L200 251V249L201 248H203L204 250V252H206L207 250L209 251L208 252V254L209 255H206L205 256V254H203L201 251L200 252H197V251H194L195 250V248L194 247H192V248H194V249H191V248H188V247H186L185 249H184V247H183V249H184V251L182 250L181 252H183V254H184V252L185 251H187L188 249L190 250L191 249V252H192V250H193V252L192 253H190V256H188L189 254H187V252L189 251H187V252H185V254L187 255V257H183L184 259H182V258H180V259H182V264H208V262H210V264H212L213 263V260L211 259V257H210V261H208V259H206V257L207 256H212L213 254L215 255V254H217V253H213L212 255H210L211 253H210V250L212 251V247L213 246H211V245H213L212 244V240H214V238L215 239H217L218 237L217 236H215L217 233H220V235L223 233V232H221L222 230L221 229H219V230H221V231H219V232H217V233H215V234H213L214 235V238L213 239H211V237H210V235L213 237V235L211 234V231H210V235H208V233L206 234L205 232V234L204 233H202V235H201V233L200 232H203V231H208V230H212V229H209V227H210V225H209V227H205V225H206V223L205 224H202V223H204L205 221H202L203 219H202V214L201 213H199V212H201V208H203L202 206L204 205V207H208L209 206V204H207V203H209V202H211L210 200L208 201V199L210 198V196L209 195H211L213 198L215 197V196H218V197H220L221 195H223V191H222V183H223V181H224V179H231V181L233 182L232 184H233V186H234V188H235V192H234V194H232V195H236L237 193H241V191L243 190V188H241L242 186H244V189H245V187L246 188H248V187H250L248 190H246L245 189V191L243 190V192L242 193H246V194H248L249 193V195H246L247 196V198L244 200L243 199V202L240 204V206L235 210L236 212L234 213V215H232L233 214V211L230 213V215L228 216L227 215V213L225 212H222V213H220V211H218L219 213H217L216 212V210H215V212L217 213V215L218 214H220V217H224V218H219L220 220H217L218 222L219 221H224L223 223H225V219H226V216L228 217L227 219V223H226V228H224L225 226H224V224H223V226H221V227H223L226 231H227V228H231V229H233V231H234V237L230 240V239H228V241L230 240V243H232V245L230 246V248L228 249V247H227V245L225 244V247H227V249H228V251H226L227 249L226 248H224L223 247V245H222V247L223 248H221V247H219V249L221 250H224L225 249V251L227 252V255L225 256V254H223L224 256H225V258H228V257H230V260L229 259H227V260H229V261H227L223 256V261L221 262V260L219 259V261L220 262H218V260H217V262H215V263H213V264H261L260 262V260H262V262H264L263 261V259H264V201H260L259 199V197L262 195V194H264V186L262 185V187H261V185L259 186V188L255 191L254 190V188H255V181L254 182H249L250 180H245L246 179V177H247V179H253L254 177H259V178H264V172H263V174H260L257 170L258 169H260V167L262 168V165H264V122L262 123V124H257V125H253V124H249L248 125V121H245L247 124H245V125H248V126H245L243 123H245V122H243L244 120H246V118H249V117H246L247 116V114H249V115H253V117H255L254 118V120L256 119V117L259 115V113H258V111L256 112L255 111V114L256 113H258V115L257 116H254L255 114H253L254 113V111L252 110L253 108V106L250 108V107H248V109L250 108V110H252V112H248V111H250V110H246V109H244V110H241V109H243L244 107H246V106H244V107H241L240 106V104H239V100L240 99H244V100H242V102L244 103V102H246L247 101V99L249 98V100H250V98H252L253 96H255L253 93H254V91H255V94H257L258 95V93L260 92V91H263L262 90V88L264 89V0H235L233 3H232ZM63 4V0H62V2H60V4ZM64 3H65V1H64ZM66 3V4H67ZM72 3V2H71ZM84 3V4H85ZM96 3H97V1H96ZM114 3V2H113ZM118 3V2H117ZM135 3V2H134ZM161 3H163L164 5H160L161 6V8H165V7H163V6H165V2H161ZM181 3H182V1H181ZM190 3V4H191ZM200 3H202V0H201V2ZM65 4V5H66ZM89 4H91V2L89 1ZM115 4V3H114ZM127 4V3H126ZM171 4V5H172ZM177 4V5H176ZM202 4H204V3H202ZM229 4H232V6L231 5H229ZM68 5H67V7H66V10L64 11L65 13H66V16H67V12L66 11H68V12H70L69 10H67V8L69 9V7H68ZM87 5V4H86ZM117 5V4H116ZM119 5V4H118ZM118 5H117V7L116 8H118ZM123 4L121 3V5L120 6H122ZM169 5H170V3L167 5L168 7H169ZM170 5V6H171ZM180 5V4H179ZM63 6H64V4H63ZM88 6V5H87ZM91 6V5H90ZM108 6V7H107ZM131 6V5H130ZM134 6H135V8H136V5L134 4ZM166 6V7H167ZM181 6V5H180ZM183 6H185V7H183ZM200 7H201V5H199ZM203 6L204 5H202V9H203ZM89 7V6H88ZM91 7H93V5L91 6ZM111 7H109L110 9H112ZM123 8H125L124 6H122ZM127 8H131V7H128V6H126ZM146 7V6H145ZM168 7L165 9L166 11H171L172 13L171 14H169V15H172L173 13L175 14V13H178L179 14V12H174L175 11V7H174V5H173V11L170 9H168ZM170 7V8H171ZM199 7V8H200ZM63 7L61 6V8L60 9H62ZM76 10H75V9ZM81 8V9H80ZM94 8V7H93ZM95 8H96V6H95ZM94 8V9H95ZM106 8H104V9H106ZM121 8V7H120ZM122 8V9H123ZM125 9V11L127 10V11H130V10H128V9ZM179 8V7H178ZM8 9H10V10H8ZM84 9H86V8H84ZM93 9V10H94ZM103 9V10H104ZM121 9V10H122ZM182 9V10H183ZM201 9V8H200ZM201 9V10H202ZM203 9V10H204ZM221 9V8H220ZM8 10V12H6ZM118 10V9H117ZM136 10V9H135ZM191 10H192V8H191ZM199 10V9H198ZM197 10V11H198ZM45 11V12H46ZM72 11V10H71ZM73 11H72V13H70V15H72L73 14ZM105 11V10H104ZM108 11H109V9H108ZM111 11H113V10H111ZM111 11H109L108 12V14L111 12ZM126 11V12H127ZM176 11H178V9L176 10ZM205 11V12H206ZM218 11V12H217ZM12 12L10 13V14H7L6 16H8V15H10L11 16V14H12ZM15 12H13L14 14L12 15V16H14V15H16L15 14ZM19 12V13H18ZM30 12V13H29ZM44 12V13H45ZM49 12H51V11H48V13ZM84 12H86V11H84ZM83 12V13H84ZM119 12H121V11H119ZM255 12H257V13H255ZM39 13V12H38ZM47 13V14H48ZM52 13V12H51ZM62 13V12H61ZM79 13H80V11H79ZM78 13V11H77V13H76V15L78 14V16H80L81 14H82V10H81V14H79ZM91 13V12H90ZM95 14L97 13V11L96 12H94ZM121 13H125L124 12V9H123V11L121 12ZM120 13V14H121ZM128 13V12H127ZM127 13H125V15L127 14ZM137 13V12H136ZM139 13V12H138ZM137 13V14H138ZM199 13V12H198ZM208 13V14H209ZM258 13H261V14H263V17H262V19L260 18L261 16H259L258 15ZM43 14V13H42ZM59 14V13H58ZM57 14V15H58ZM63 14V13H62ZM88 14H89V12H88ZM112 14V13H111ZM142 14V13H141ZM144 14V13H143ZM168 14V13H167ZM173 14V15H174ZM206 15H207V13H205ZM24 15V14H23ZM25 15V16H26ZM40 15H41V13H40ZM70 15L69 16H67V17H69V20H66V22L65 23H67V21H69L67 24V26H69V27H67V29L69 28L70 29V25H69V23H70V19L72 18L73 19V16L75 15V13L73 14V16L72 17H70ZM83 15V14H82ZM91 15L93 16V13H91ZM97 15H99V13L97 14ZM97 15H95L94 17H96ZM110 15V14H109ZM124 15V16H125ZM146 15V14H145ZM154 15V14H153ZM169 15H167V16H169ZM181 15H182V13H181ZM196 15H198V14H196ZM195 15V16H196ZM3 16V14L1 15L0 14V19H3L4 17H2ZM11 16V17H12ZM21 16V18H20V22H23L24 21V19L25 18H27V17H29V16H27V17H25L24 19L22 18V14H20L19 16L17 15V18L18 17H20ZM32 16L33 15H31L30 16V19L32 18ZM36 16V15H35ZM35 16H33L34 18H35ZM49 16V15H48ZM60 16V15H59ZM78 16H75V17H77V18H79ZM89 15H87L86 17H88ZM104 16V15H103ZM107 16V15H106ZM175 17L177 16V15H174ZM199 16H201V14L199 13ZM199 16H196V17H198V18H200ZM209 16L207 15L206 17H208L209 18ZM257 16H259L258 18H257ZM9 17V16H8ZM7 17V18H8ZM53 16H51V18H52ZM56 16H54V18H55ZM62 17V16H61ZM81 17H83V16H81ZM86 17H84V19L87 21V19H86ZM90 17V16H89ZM88 17V19H90V20H92V21H94V19L95 18H93V17H90L89 18ZM100 17V16H99ZM98 16H97V18H99ZM118 17V19L121 17H119V16H115V18H117ZM143 17V16H142ZM141 17V18H142ZM175 17H174V20H175ZM181 17V19H184V17H182V16H180ZM179 16H178V18H180ZM203 17V16H202ZM206 17H205V19H206ZM214 17H212V18H214ZM34 18H32V21L34 22V24L35 23H37V21H35L36 19L38 20V18H35V20H34ZM53 18V19H54ZM59 18V17H58ZM64 18H65V15H64ZM77 18H75L76 20H80L79 22H80V25H81V21H83V20H81V19H77ZM108 18V17H107ZM125 18H128V16L126 17L125 16ZM148 18V17H147ZM177 18V17H176ZM192 20H191V19ZM211 18V20H209V21H207V19H206V21L208 22V23H211L212 24V21H214V19H212ZM5 19V18H4ZM3 19V20H4ZM11 18H8V20H10ZM23 19V20H22ZM28 20L29 21V23H31V20ZM47 19V18H46ZM48 19L49 20H53V19H50L49 17H48ZM47 19V20H48ZM68 19V18H67ZM71 19V21H73ZM102 19V18H101ZM110 20H111V18H109ZM109 19H107V20H109ZM143 19V18H142ZM146 19V18H145ZM181 19H179L180 21H183V20H181ZM186 19V18H185ZM185 19H184V21H185ZM188 19H189V21H188ZM210 19V18H209ZM6 20V19H5ZM14 18L12 17V19H11V21H13L14 22ZM46 20V21H47ZM55 20H56V18H55ZM57 20H59V19H57ZM56 20V21H57ZM64 19L62 20V21H65ZM84 20V21H85ZM98 19H95V26H94V23L93 24H91V21H90V25L91 26H93V27H96L97 26V21ZM119 20H123L122 18L121 19H119ZM173 20V19H172ZM174 20H173V22H174ZM195 20V21H194ZM198 20V19H197ZM1 21V20H0ZM17 21V24H18V21H19V19L18 20H16ZM26 21V20H25ZM23 22V23H26V22ZM45 21V22H46ZM113 21V20H112ZM147 21V20H146ZM177 21V20H176ZM183 21V22H184ZM198 21H200V19L198 20ZM5 22V21H4ZM4 22H2V24H4L5 25V23ZM12 22V23H13ZM20 22H19V24H20ZM38 22L40 23V22H42V21H39L38 20ZM43 22H44V20H43ZM50 22V21H49ZM53 22H55V21H53ZM99 22H102L101 20H100V18H99V20H98V24H99ZM120 22H123V21H120ZM126 22V21H125ZM128 22V21H127ZM132 23H134L133 21H131ZM137 22H139V21H137ZM170 23H171V20L169 21ZM200 22H202V19H201V21ZM204 22V21H203ZM8 23V22H7ZM16 23V22H15ZM15 23H13V24H15ZM29 23H27V24H29ZM58 23V22H57ZM62 23V22H61ZM60 23V24H61ZM76 23H77V21H76ZM87 22H85V24H86ZM110 23V22H109ZM108 23V24H109ZM115 23V22H114ZM140 23V22H139ZM170 23H169V25H170ZM214 23V22H213ZM1 24V23H0ZM1 24V25H2ZM11 24V23H10ZM33 24V25H34ZM41 24V23H40ZM39 24V25H40ZM45 24V23H44ZM51 24H52V22H51ZM51 24L50 23H48V27L49 26H51ZM74 24H75V22H74ZM73 24V26H75ZM79 24V23H78ZM78 24H76V25H78ZM84 24V25H85ZM88 24V23H87ZM102 24H103V22H102ZM101 23H100V25H102ZM122 24H124V22L122 23ZM127 24H129V23H127ZM131 24V23H130ZM175 24H177L176 22L174 23V26H175ZM182 24V23H181ZM210 24V26H213V24L211 25ZM7 25V24H6ZM31 25H32V23H31ZM42 25H43V23H42ZM54 25V24H53ZM61 25H64V22H63V24H61ZM72 25V24H71ZM89 25V24H88ZM144 25V24H143ZM168 25V26H169ZM171 25H173V23L171 24ZM170 25V26H171ZM179 25H180V23H179ZM178 25V28L180 27ZM193 25V26H194ZM200 25V24H199ZM216 25V24H215ZM227 25V26H226ZM11 26V25H10ZM21 26H22V24H21ZM26 26V25H25ZM36 26H38L37 24H35L34 25V27H36ZM45 26V25H44ZM56 25H54V27H55ZM58 26V25H57ZM56 26V27H57ZM79 26V25H78ZM78 26L76 27L77 29H78V31H76V33L77 34H80V32H82V31H80V30H83V29H79L78 28ZM82 27H83V24L81 25ZM85 26H87V25H85ZM91 26H89V28L91 27ZM104 25H102V28H104L103 27ZM106 26V25H105ZM131 26V25H130ZM185 26V25H184ZM188 26V25H187ZM201 26V25H200ZM9 27V26H8ZM8 27H6V28H8ZM18 27H20V26H18ZM27 27H29L28 25H27ZM31 27V26H30ZM33 27V26H32ZM47 27V28H48ZM60 27V26H59ZM81 27V28H82ZM88 27V26H87ZM86 27V28H87ZM93 27H91V29L90 30H92V32H93V30H97V27H96V29H94ZM101 27V26H100ZM99 27V28H100ZM121 27H123V26H121ZM203 27H206V26H203ZM225 27H228V29H229V31L232 29V31H231V35H229V31L227 32V33H225ZM2 28V27H1ZM0 28V29H1ZM5 28V29H6ZM11 29L13 28V27H10ZM16 28H17V26H16ZM20 28H22V29H24L25 30V28L26 27H20ZM44 28V27H43ZM46 28V29H47ZM52 28V27H51ZM58 28V27H57ZM60 28H62L61 30H64L63 28L64 27H60ZM84 28V27H83ZM85 28V29H86ZM89 28L88 29H86V30H88L89 31ZM110 28V27H109ZM108 28V29H109ZM112 28V27H111ZM115 28V27H114ZM113 28V29H114ZM124 28V27H123ZM129 28V27H128ZM132 28V27H131ZM131 28H129V30H127V28H125L128 32H127V34L129 33V31L131 30ZM160 28H162V27H160ZM177 28V29H178ZM194 28H196V29H194ZM207 28V27H206ZM205 28V29H206ZM5 29H2V31H4ZM15 29V28H14ZM14 29H12V30H14ZM36 29H39V27H36L35 28V30ZM45 28H44V30H46ZM54 29V28H53ZM53 29H51V30H53ZM59 29V28H58ZM112 29V30H113ZM116 29V28H115ZM172 29V28H171ZM174 29H176V27L174 28ZM173 29V30H174ZM182 30V31H179V30ZM180 29L178 30V32H176V30H175V32L172 30V32H174V33H182L183 32V29L180 27ZM204 29V30H205ZM209 29H212V28H209ZM227 29V28H226ZM19 30H21V29H19ZM28 30V29H27ZM30 30V29H29ZM28 30V31H29ZM50 30V29H49ZM48 30V31H49ZM50 30V31H51ZM57 29L55 28V30H53L54 32L56 31ZM60 30V29H59ZM60 30V31H61ZM76 30V29H75ZM100 30H102V29H100ZM103 30H106V29H103ZM111 30V29H110ZM123 30V29H122ZM121 30V31H122ZM6 31V30H5ZM10 31V30H9ZM8 31V32H9ZM18 31V30H17ZM32 31H34V30H31V31H29V33L31 34V32ZM49 31V32H50ZM52 31V32H53ZM70 30H67V33L66 32H63L62 31V33H64V34H62L63 36H65V34H68V32H69ZM80 31V32H79ZM84 31V30H83ZM98 31V30H97ZM123 31H125V30H123ZM163 31V30H162ZM170 31V30H169ZM197 31L199 32V33H201L200 31H202V30H198L197 29ZM1 32V31H0ZM11 32V31H10ZM36 32H37V30H36ZM41 32V31H40ZM47 32V31H46ZM51 32V33H52ZM79 32V33H78ZM91 32V31H90ZM102 32H104V31H102ZM115 32H117V31H115ZM133 32V31H132ZM171 32V34L173 35L174 33H172ZM7 33V32H6ZM14 33V32H13ZM16 33V32H15ZM14 33V35H16ZM57 33V32H56ZM84 33V32H83ZM82 33V35H84V36H86V34H83ZM86 33V32H85ZM101 33V32H100ZM121 33H123V32H121ZM131 33V32H130ZM156 33V32H155ZM197 33V32H196ZM206 33V32H205ZM1 34H3V33H0V35ZM9 34V33H8ZM58 34H60V32H58ZM96 34V33H95ZM126 34V33H125ZM132 34V33H131ZM153 34V33H152ZM160 34V33H159ZM170 33H168V35H169ZM170 34V35H171ZM183 34V33H182ZM186 34H187V30H186ZM188 34V35H189ZM202 34V33H201ZM6 35V34H5ZM4 35V36H5ZM32 35H35V34H32ZM37 35V34H36ZM51 35V34H50ZM56 35V34H55ZM54 35V36H55ZM68 35H70V34H68ZM81 35V34H80ZM79 35V36H80ZM112 35H114L113 33L111 34V36ZM133 35V37H134V34H132ZM132 35H130L129 37H131ZM138 34H136V36H137ZM155 35H157V34H155ZM162 35V34H161ZM164 35V34H163ZM176 35H178V34H176ZM184 35H185V32H184ZM184 35H181L180 34V38L183 36L184 37V39H185V36ZM207 35H208V37H207ZM3 36V37H4ZM9 36V35H8ZM8 36H6V37H8ZM58 36V35H57ZM90 36V35H89ZM95 36V35H94ZM93 36V37H94ZM99 36V35H98ZM128 36V35H127ZM126 36V37H127ZM154 36V35H153ZM175 36V35H174ZM10 37V36H9ZM8 37V38H9ZM52 37H53V35H52ZM66 37H68L67 35H66ZM91 38H92V36H90ZM113 37V36H112ZM128 37V38H129ZM160 37V36H159ZM173 37V36H172ZM187 37V36H186ZM206 37L208 38V39H206ZM1 38V37H0ZM7 38V39H8ZM70 38V37H69ZM76 38V37H75ZM96 38V37H95ZM115 38V36L113 37V39ZM123 38H125V37H123ZM132 38V37H131ZM174 38V40H175V38H176V36L175 37H173ZM180 38H178V36H177V39L179 40ZM108 39V38H107ZM133 39V38H132ZM153 39H154V37H153ZM160 39H162V37L160 38ZM169 39H171V37L169 38ZM183 39V38H182ZM187 39V38H186ZM194 39V38H193ZM1 40V39H0ZM4 40H6L5 38H3V41ZM9 40V39H8ZM8 40H6V42L8 41ZM95 40V39H94ZM111 40V39H110ZM109 40V42L107 43V45H110L111 43H112V41H110ZM121 40V39H120ZM137 40H138V38H137ZM137 40H136V42H137ZM166 38H165V42H166ZM181 40V39H180ZM10 41V40H9ZM13 41V40H12ZM68 41V40H67ZM90 41V40H89ZM97 41H98V39H97ZM96 41V42H97ZM150 41H152V39L150 40ZM157 41V40H156ZM155 41V42H156ZM171 41V40H170ZM186 41V40H185ZM212 42V43H210L211 45L210 46H208V43L209 42ZM2 42V41H1ZM5 42V43H6ZM11 42V41H10ZM95 42V43H96ZM111 42V43H110ZM114 42V41H113ZM117 42V41H116ZM134 42V41H133ZM132 42V43H133ZM139 42V41H138ZM137 42V43H138ZM153 42H154V40H153ZM162 42V41H161ZM160 42V43H161ZM85 43V42H84ZM121 43V42H120ZM126 43V42H125ZM130 43V42H129ZM135 43V42H134ZM140 43H142V42H140ZM167 43V42H166ZM165 43V44H166ZM187 43H188V41H187ZM186 43V44H187ZM2 44V43H1ZM8 44V46L10 45L9 44V42L7 43ZM12 44V43H11ZM69 44V43H68ZM79 44V43H78ZM112 44H115V43H112ZM118 44H119V39H118ZM127 44H128V42H127ZM151 44V43H150ZM156 44H157V42H156ZM186 44L184 45V46H186ZM5 45V44H4ZM67 45V44H66ZM70 45V44H69ZM95 45V44H94ZM106 45V47L108 48L109 46H107ZM121 45V44H120ZM129 46H132L133 44H128ZM145 45H147V44H145ZM153 45V44H152ZM68 46V45H67ZM77 46V45H76ZM113 46V45H112ZM114 46H116V44L114 45ZM114 46L113 47H111V48H108V49H111L110 51H112L113 50V48H114ZM119 46V45H118ZM117 46V48L119 49V47ZM125 46V45H124ZM139 46V45H138ZM155 46V45H154ZM158 46V45H157ZM157 46H155V47H157ZM163 46V45H162ZM3 47H5V46H3ZM7 47V46H6ZM5 47V48H6ZM87 47V46H86ZM89 47V46H88ZM127 47V46H126ZM159 48L161 47V44H160V46H158ZM156 48V49H158L159 50V48ZM171 47V46H170ZM63 48V47H62ZM61 48V49H62ZM104 48V47H103ZM116 48V47H115ZM116 48V49H117ZM128 48V47H127ZM132 48V47H131ZM131 48L129 49V50H131ZM136 48V47H135ZM153 48V47H152ZM177 48V47H176ZM4 49V48H3ZM10 49V48H9ZM88 49V48H87ZM115 49V50H116ZM122 49V48H121ZM121 49L119 50V51H121ZM123 49H125V48H123ZM134 49V48H133ZM133 49H132V51H133ZM156 49L154 48V51H153V49H152V52H155L156 51ZM160 49H162V48H160ZM164 49H165V45H164ZM215 49V50H214ZM223 49V50H222ZM1 50V49H0ZM11 50V49H10ZM9 50V51H10ZM14 50V49H13ZM71 50V49H70ZM82 50H84V49H82ZM86 50V49H85ZM139 50H140V48H139ZM149 50V49H148ZM176 50H178V49H176ZM175 50V51H176ZM51 51V50H50ZM65 51H66V48H65ZM114 51V50H113ZM118 51V52H119ZM124 51V50H123ZM134 51H135V49H134ZM138 51V50H137ZM150 51V50H149ZM166 51H167V49H166ZM169 51H170V48H169V50H168V53H169ZM171 51H173L172 49H171ZM175 51H173V52H175ZM179 51V50H178ZM64 52V51H63ZM70 52V51H69ZM75 52V51H74ZM73 52V53H74ZM142 52V51H141ZM158 52V51H157ZM159 52H160V50H159ZM0 53L1 54H3L4 53V51H0ZM11 53V52H10ZM9 53V54H10ZM52 53V52H51ZM86 53V52H85ZM111 53V52H110ZM113 53V52H112ZM124 53V52H123ZM128 53H131V51L130 52H128ZM164 53L165 54H167V52H165L164 51ZM63 54V53H62ZM67 53L65 52V55H66ZM116 53H114L113 55H115ZM160 54H162V53H160ZM165 54H163V56L165 55ZM173 53H171L170 54V56L172 55ZM6 55V54H5ZM14 55V54H13ZM112 55V54H111ZM113 55H112V57H113ZM119 55V54H118ZM123 54H121V56H122ZM125 55V54H124ZM122 56L123 58H125V56ZM127 55V54H126ZM129 55V54H128ZM132 55V54H131ZM157 55H158V53H157ZM156 55V56H157ZM168 55V54H167ZM166 55V56H167ZM176 55H177V51L175 52V55H172V57L173 58H171L170 56L169 57H167V59L165 58L164 59V57H162V56H159V58H163L164 59V62H166L165 64L166 65H168V62H173V60L172 59H175L174 57H176ZM182 55V56H181ZM7 56V55H6ZM16 56V55H15ZM121 56H120V58H121ZM140 56V55H139ZM153 56V55H152ZM155 56V55H154ZM4 57V56H3ZM128 57H130V55L128 56ZM137 57V56H136ZM136 57H135V60L134 59H128L127 57H126V59H128L127 61V63L126 64H123V65H121V66H123L122 68H120V69H122L121 70V72L119 73V71H120V69L117 71L119 74H117V78L116 79H114V80H116V84H117V88H116V90L114 89V91L113 92H111V93H107L106 92V94H103L102 96H101V100L104 102V103H110L111 105H112V107L114 108H117L116 110H120L121 112H129V111H132V110H134V114H137L139 117H143V118H145L146 116H147V113H149L150 112V110L157 104L158 105V103H156L157 101H156V99L157 100H159L158 98H159V95L160 94H157L156 93V90H151V89H148L147 87L149 86V88L151 87L150 86V84L149 85H146L145 87H142V89L143 90H145V88H146V90H148V93L146 92V94H148L147 96H149V94H150V97H151V99H153L154 100V97L156 98L155 99V101H152V100H150V98L149 97H147L146 95H144V96H142L141 94H145V93H143L142 91V89H140L141 88V86L139 85L138 86V88L141 90H139L138 88H135L136 86L133 84V80L135 79V76L137 75V73L138 72H136V74H134V73H132V70H134V69H132V68H134V65L135 64H140L141 62H138L137 63V59H136ZM229 57L231 58V60H232V58H234L236 61H233L232 60V62H234L235 64H233V63H231L230 62V60H229ZM2 58V57H1ZM7 58V57H6ZM17 58V57H16ZM107 58V57H106ZM109 58H111V57H109ZM116 58V57H115ZM138 58V57H137ZM141 58V57H140ZM170 58V59H169ZM10 60H11V58H9ZM13 59V58H12ZM162 59V60H163ZM176 59H177V57H176ZM9 60V61H10ZM62 60V59H61ZM60 60V61H61ZM63 60H65V59H63ZM113 60V59H112ZM138 60H140L139 58H138ZM166 60V61H165ZM2 61H4L3 59H2ZM0 62V68H2L3 66H5L6 65V62L4 63V62ZM7 61V60H6ZM9 61H7L8 63H9ZM42 61V60H41ZM55 61H57V62H59L57 59L55 60ZM109 61V60H108ZM114 61V60H113ZM12 62V61H11ZM116 62V61H115ZM146 62V61H145ZM44 63V62H43ZM50 63V62H49ZM65 63H66V61H65ZM84 63V62H83ZM41 64V63H40ZM58 64V63H57ZM61 64V63H60ZM60 64H58L57 66H56V64H55V67H52V68H55V70H57L58 68H59V65ZM82 64V63H81ZM108 64V63H107ZM106 64V65H107ZM113 64V63H112ZM158 65H159V63H157ZM162 64V63H161ZM165 64H163L164 66H166ZM42 65V64H41ZM47 65V64H46ZM87 65V64H86ZM104 65V64H103ZM106 65H104V66H106ZM2 66V67H1ZM53 66V65H52ZM108 66V65H107ZM118 66V65H117ZM120 66V67H121ZM140 66V65H139ZM146 66V65H145ZM148 66H150V64H149V62H148ZM160 66V65H159ZM39 68H40V66H38ZM62 67H64L63 65H62ZM83 67L84 66H82V65H80V67L78 68V70L79 71H83ZM115 67V66H114ZM168 67V66H167ZM178 67V68H177ZM110 68V67H109ZM118 68H119V66H118ZM140 68L142 69V67L140 66ZM139 68V69H140ZM106 69H108L107 67H106ZM112 69V68H111ZM114 69H116V68H114ZM138 69V68H137ZM140 69V70H141ZM162 69V68H161ZM39 70V69H38ZM87 70V69H86ZM142 70H145V69H142ZM158 70V69H157ZM19 71V70H18ZM51 71V70H50ZM88 71V70H87ZM110 71V70H109ZM162 71V70H161ZM40 72V71H39ZM47 72V71H46ZM107 72V71H106ZM159 72V71H158ZM157 72V73H158ZM2 73V72H1ZM20 72H18V74H19ZM51 73V72H50ZM108 73V72H107ZM151 73V72H150ZM149 73V74H150ZM21 75H22V73H20ZM53 74V73H52ZM86 74H87V72H86ZM104 74V73H103ZM135 76H134V75ZM143 74H144V72H143ZM49 75V74H48ZM58 75V74H57ZM61 75V74H60ZM107 75V74H106ZM154 75V74H153ZM153 75L151 74V77H153ZM23 76V75H22ZM45 76H47V75H45ZM52 76V75H51ZM50 76V77H51ZM108 76V75H107ZM113 76V75H112ZM139 76V73H138V75H137V77L136 78H138V79H140L139 81H140V84L142 83L141 82V80L143 79V80H145L144 79V77L142 78V76H141V73H140V76H141V78H139L138 77ZM144 76V75H143ZM155 76V75H154ZM1 77V76H0ZM13 77H19L18 75H16V76H13ZM12 77V79H14ZM89 77V76H88ZM103 77V76H102ZM105 77V76H104ZM114 77V76H113ZM175 79H174V78ZM53 78V77H52ZM90 78V77H89ZM88 78V79H89ZM92 78V77H91ZM111 78V77H110ZM173 78V80H172V84L170 83V81H171V79ZM2 79H3V76H2V78H0V81H2ZM12 79H10V81L12 80ZM19 78H17V80H18ZM54 79H55V77H54ZM101 79V78H100ZM137 79V80H138ZM149 79V78H148ZM153 79H154V77H153ZM6 80H7V78H6ZM2 81V84H3V82H7V81H9V80H7V81ZM20 80V79H19ZM24 79H22V81H23ZM89 80H91V79H89ZM95 80H97V79H95ZM106 80H107V78H106ZM109 80V79H108ZM136 80V79H135ZM136 80V82H138ZM142 80V81H143ZM147 80V79H146ZM88 81V80H87ZM99 81V80H98ZM96 82V81H95ZM100 82V81H99ZM110 82V81H109ZM176 82V83H175ZM215 82H217V84L218 85H216V83ZM89 83V82H88ZM144 83V82H143ZM142 83V84H143ZM148 83H149V81H148ZM169 83L171 84V86L169 85ZM208 83V84H207ZM215 83V84H214ZM1 83H0V85H2ZM86 84H87V82H86ZM111 84V86H112V83H110ZM115 84V83H114ZM138 84H139V82H138ZM147 84V83H146ZM154 84V83H153ZM207 84V85H206ZM90 85V84H89ZM89 85H87L88 87H89ZM92 85V84H91ZM145 85V84H144ZM143 85V86H144ZM156 85V86H157ZM220 85V86H221ZM15 86L16 85H14V89H17V88H15ZM17 86H18V84H17ZM107 86V85H106ZM165 86V85H164ZM166 86V87H167ZM211 86V85H210ZM221 86V87H222ZM109 87V86H108ZM154 87H155V85H154ZM162 87V86H161ZM173 87V86H172ZM214 87V88H215ZM221 87H220V89H221ZM228 87H230V88H228ZM98 88V87H97ZM110 88V87H109ZM113 88V87H112ZM210 89H208V90H212V93L214 92V90H213V88L211 89V87H209ZM218 88H219V86H218ZM256 88H260V91L258 90V91H256V90H254V89H256ZM3 89H4V87L2 88V91H3ZM6 89V88H5ZM34 89L36 90V91H32V93L33 92H35L34 93V95H33V100H36V98H37V95H39L40 94V92H41V88H39V87H37V86H35L34 87ZM101 89V88H100ZM107 89V88H106ZM105 89V90H106ZM136 89H137V91H136ZM162 89V88H161ZM164 89H165V87H164ZM163 89V90H164ZM183 89V88H182ZM215 89H217V88H215ZM10 90H12V89H10ZM103 90V89H102ZM101 90V91H102ZM108 90V89H107ZM138 90L140 91V92H142L141 94L140 93H138ZM167 90V89H166ZM207 90V89H206ZM204 91V92H207V91ZM223 90V89H222ZM251 90H254V91H251ZM7 91V94H8V96L7 97H4V98H6V99H1L0 100V103L1 104H4V106L6 107V109H5V111H6V113H7V115L5 116V120H1V117H0V124H3V122L4 121H6L9 117H11L12 116V112H11V110H9V108H8V103L10 102L9 100L10 99H12L11 97H13V96H17V92H13V91H9V90H6ZM151 91V92H150ZM181 91H183V90H181ZM221 91V90H220ZM219 91V92H220ZM227 91V92H228ZM251 91V92H250ZM18 92H20V90H18ZM22 92V91H21ZM89 92V91H88ZM102 92H104V90L102 91ZM110 92V91H109ZM137 92V93H136ZM145 92V91H144ZM164 92H166V96H168V95H171L170 93H171V91H170V89L168 88V90L167 91H164ZM218 92V89H217V91H216V93ZM222 92V91H221ZM223 92H226V91H224L223 90ZM226 92V93H227ZM258 92V93H257ZM264 92V91H263ZM29 93V92H28ZM28 93H26L25 92V96L28 94ZM90 93V92H89ZM93 93V92H92ZM178 93V92H177ZM176 93V94H177ZM185 93H181V94H178L179 96H178V98L180 97L181 98V96L183 97V95L185 94ZM211 93V92H210ZM211 93V94H212ZM5 94V92L3 93V95ZM6 94V95H7ZM31 94H28V95H31ZM48 94V93H47ZM214 94V93H213ZM212 94V96L211 97H213L214 95ZM261 94H263V93H259V95L258 96H260ZM19 95V94H18ZM23 95V96H24ZM91 95V94H90ZM99 94L97 93V95L96 96H98ZM157 97H156V96ZM175 95V94H174ZM181 95V96H180ZM186 95H184L185 97H188V96H186ZM199 95V96H198ZM256 95V96H257ZM20 96L22 97V94H20ZM177 96V95H176ZM215 96V97H216ZM234 96V97H233ZM257 96V97H258ZM262 96H264V95H261L260 97H259V99L260 100H262ZM145 97H147L146 99H144ZM214 97V98H215ZM217 97H216V99H217ZM20 98V97H19ZM28 98V97H27ZM93 98V97H92ZM162 98V97H161ZM160 98V99H161ZM169 98V97H168ZM171 100L173 99L172 98V95H171ZM175 98V97H174ZM180 98H179V100H180ZM190 98H188V99H190ZM204 98V97H203ZM205 98H207V97H205ZM210 98V97H209ZM208 98V99H209ZM214 98H212V99H214ZM247 98V99H246ZM256 98V97H255ZM16 99V98H15ZM45 99H47L46 98V96H45ZM96 99H97V97H96ZM175 99H177V98H175ZM182 99H186L187 100V98H182ZM197 99H199V98H197ZM215 99V100H216ZM232 99L234 100V101H232ZM246 99V100H245ZM26 100V99H25ZM100 100V99H99ZM162 100V99H161ZM161 100H159L158 102L160 103V101ZM170 99H168V104L169 103H171L172 101H171ZM178 100V99H177ZM194 100H193V102H194ZM202 100L204 101L205 99H200V101H195L196 103L197 102H199V105L198 104H194L193 103V105H194V107H193V105H191L190 103H192L191 101H189V100H187V101H185V102H190L188 105H187V103H185L184 105H182L183 103H181L182 102V100H180V101H178L179 103H181L180 105H182V106H184V108L186 109V107H190V105L193 107V109H194V111H191L190 109H192V107L191 108H189V112L188 113H190V116H189V114H187V116H189V117H192L193 116V113L191 114V112H194L195 113V115H198V114H196V110H197V112H198V110H199V107L198 106H200L201 104H200V102H202ZM31 102H32V100H30ZM98 101V100H97ZM101 101V102H102ZM253 101H255V100H253ZM252 100H250V102H253ZM35 101H33V104H36V103H34ZM100 102V101H99ZM102 102V103H103ZM163 102V101H162ZM161 102V103H162ZM164 102H166V100L164 101ZM176 102V101H175ZM215 103L214 104H216V102L217 101H214ZM226 102H227V100H226ZM241 102V104L242 105H244L243 103ZM248 103L247 102V104H252L253 105V103ZM257 102V101H256ZM255 102V103H256ZM258 102H260V101H258ZM30 103V102H29ZM174 102H172V104H173ZM179 103L177 104V102H176V105L178 106L179 105ZM203 103V102H202ZM261 103V102H260ZM260 103L258 104V103H256L258 106H256L257 108H255L254 110H256V109H260ZM262 103H264L263 102V100H262ZM30 104H32V103H30ZM38 104V103H37ZM164 104V103H163ZM204 104H206V102L204 103ZM239 104V105H238ZM111 105H109V106H111ZM198 105V106H197ZM217 105V104H216ZM230 105H233L232 107L230 106ZM246 105V104H245ZM31 106V105H30ZM164 106V105H163ZM166 106H168L167 104H166ZM166 106H165V108H166ZM175 106V105H174ZM177 106H176V108H177ZM180 107V106H178V111H180L181 109H179V108H183V107ZM186 106V107H185ZM195 106H197L198 107V109H196L197 107H195ZM205 106V105H204ZM204 106H203V104L201 105V107H203L204 108ZM213 106V105H212ZM237 106H240L241 107V111L243 112H240L239 114L240 115H242V114H244L246 111L248 112V113H246V114H244V116H245V118H243V117H241V116H238V117H236L235 116V114H234V112H236L235 110L237 109ZM34 107H37L38 109H39V107H42V109H45V110H47V111H50L53 115H54V117H56L57 119H58V121L60 120V121H63V122H65V123H68V125L69 126H71V127H73V125L75 126V127H78V129H80L81 131H83L84 133H88L89 131H88V129H89V127L87 128V126H89V124L90 125H92V126H95L96 124H94V123H92L93 121H91V119L87 116V113H86V111H83V110H81L79 113H78V115L81 117V118H79V120H77L78 119V117H73V116H70V115H66V113H64L62 110H59V109H56V108H53V107H51V106H48V105H45V104H40V106H34ZM156 107H158V106H155L154 107V109L157 111V108ZM160 107V106H159ZM169 107V110H170V106H168ZM201 107H200V109H201ZM208 107L210 108V106L208 105ZM208 107H207V109H208ZM217 107V106H216ZM224 107V106H223ZM262 107H263V105H262ZM261 107V108H262ZM36 108V109H37ZM114 108V109H115ZM151 108V109H150ZM162 108V110H160V112L161 111H163V107H161ZM161 108H159V109H161ZM202 108V109H203ZM206 108V107H205ZM213 108V107H212ZM225 108V107H224ZM158 109V110H159ZM192 109V110H193ZM214 109H216L217 110V108H214ZM227 109V108H226ZM3 110V109H2ZM106 110V109H105ZM153 110V109H152ZM166 110V112H168V110H167V108L165 109ZM209 110V109H208ZM216 110H214L215 111V113H216V115H217V111ZM238 110V109H237ZM246 110V111H245ZM43 111V110H42ZM149 111V112H148ZM178 111H176V112H178ZM182 111H184V109L182 110ZM191 111V112H190ZM201 110H199V112H200ZM226 111H228V110H226ZM260 111H261V109H260ZM45 112V111H44ZM133 112V111H132ZM159 112V111H158ZM174 112V111H173ZM172 112V114H174V113H176V112H174L173 113ZM198 112V113H199ZM14 113V112H13ZM108 113V112H107ZM106 113V115H108V117H110L111 116V113H110V116H109V113L107 114ZM169 113H170V111H169ZM186 113H187V109H186ZM242 113V114H241ZM260 113H263V114H261V115H264V112H260ZM4 114V113H3ZM127 114V113H126ZM129 114V113H128ZM127 114V115H128ZM161 114V113H160ZM163 114V113H162ZM171 114V113H170ZM169 114V115H170ZM176 114H178V113H176ZM180 114H181V112L178 114V115H176V118H178L177 120L178 121H181L182 122V120L181 119H184V121H183V127H181L180 125H179V123L178 124H176L178 121L176 120V122H173V123H175L176 125H178L175 129H172V135L174 136V134L176 135L177 133L178 134H180L181 136H184V135H190V137L192 138V137H195V134L197 133L196 132V130L199 132V128H202V127H200V125L198 124H196V123H194V121L193 120H191V122H190V118L188 119V117H183L182 115H184L185 114V112H184V114H183V112H182V115H181V119L179 118L180 117ZM207 114V113H206ZM238 114V115H239ZM5 115V114H4ZM130 115V114H129ZM192 115V116H191ZM201 115V114H200ZM215 115V116H216ZM52 116V115H51ZM171 116V115H170ZM178 116V117H177ZM222 116H224L225 117V119H224V121L222 122V120L223 119H221L222 118ZM260 116V115H259ZM258 116V117H259ZM53 117V118H54ZM107 116H105L104 117V119L106 118ZM199 117V116H198ZM197 116H195V117H193V119H195V122H196V120H199V118H198ZM218 117V116H217ZM252 117V118H253ZM263 118H264V116H262ZM121 118V117H120ZM173 118H175V116L173 117ZM216 118V117H215ZM214 118V119H215ZM251 118V117H250ZM261 118V117H260ZM103 119V120H104ZM108 119V118H107ZM107 119H106V121H107ZM110 119V118H109ZM168 119V118H167ZM180 119V120H179ZM240 119V120H239ZM242 119H244V120H242ZM121 120V119H120ZM119 120V121H120ZM125 120V119H124ZM249 120V119H248ZM251 120V119H250ZM257 120H259L258 118H257ZM261 121H257L258 123H261L263 120H262V118L260 119ZM13 121V120H12ZM106 121H104V122H106ZM123 121V120H122ZM103 122V123H104ZM172 122V121H171ZM170 122V120H169V123H171ZM181 122H180V124H181ZM197 122H199V121H197ZM254 122H256V120L254 121ZM129 123H130V120H129ZM71 124V125H70ZM127 124V123H126ZM174 124V125H175ZM118 125V124H117ZM129 125H131V124H129ZM212 125V124H211ZM100 126H101V124H100ZM122 126V125H121ZM198 126H199V128H198ZM96 127V126H95ZM95 127H94V129H95ZM118 127V126H117ZM119 127H120V125H119ZM130 127V126H129ZM91 128H93V127H91ZM90 128V129H91ZM127 128H128V126H127ZM196 128H198V129H196ZM89 129V130H90ZM99 129V128H98ZM115 129H117V128H115ZM144 129H146L145 127H144ZM215 129V130H216ZM91 130H93V129H91ZM96 130V129H95ZM100 130V129H99ZM98 130V131H99ZM102 130V129H101ZM133 130H134V128H133ZM133 130H131V133H133V132H135V131H133ZM202 130V129H201ZM201 130H200V133H201ZM205 131H206V129H204ZM103 131V130H102ZM101 131V132H102ZM114 131H116V130H114ZM124 131V130H123ZM129 131V130H128ZM127 130H126V132H128ZM133 131V132H132ZM208 131H210V130H208ZM91 132H94V131H91ZM105 132V131H104ZM125 132V131H124ZM124 132H118L117 131V133H115L116 135H114L116 138H118L117 136H119L118 134L120 133H124ZM125 132V133H126ZM140 132V134L138 135V136H140L139 137V139H137L138 141H139V145H137L138 147H137V149L139 150V153L138 154H135V156H134V153H136L137 152V150H136V148L134 149L136 152H134V151H132L131 149H129V147L131 146L130 144H131V141H132V138L133 137H131V138H129L130 140L128 141V139L126 140V141H128V142H123V143H119V141L117 142L116 141V143L115 142H110V143H108V142H106V143H108V146H106V147H109V148H111L110 149V151H112V149L114 148V150H116L117 152H119L120 154H122V156L124 157H126L125 159H127V160H130V158H131V160L133 161V162H135L137 165H141V170L144 168V167H146L147 168V166L149 165V164H151V163H149L150 161V159H146V158H148L147 156H148V152H149V146L151 147V142H152V140H153V137H151L152 135L149 133V129L148 130H143V128L139 131ZM151 132V131H150ZM213 132V131H212ZM217 132V131H216ZM203 133H204V131H203ZM210 133V132H209ZM239 134V135H241V138H243L242 136H243V134H244V136H245V134H247V136L249 137L250 136V134H254L255 136L256 135H260L259 137H261V139L260 138H258V137H256L255 138V140L258 138V140H256L257 142L256 143H254L253 145L251 144V145H246V143L248 142V141H250V140H248L247 142H242L243 143V145H242V143H241V145H240V143L239 144H237V143H234L235 142V140H234V142H233V140H231V138L229 139V135H227V134ZM249 134V135H248ZM100 135H102L101 133H100ZM124 135H126V134H123V136ZM127 135H129V132L127 133ZM133 135V134H132ZM238 135V136H239ZM91 136V135H90ZM122 136V137H123ZM130 136V135H129ZM128 136V137H129ZM156 136V135H155ZM199 136H200V134H199ZM247 136H245V137H247ZM100 137V136H99ZM113 137V136H112ZM122 137H121V139H122ZM247 137V138H248ZM251 137V136H250ZM95 138V137H94ZM124 138H125V136H124ZM127 138V137H126ZM174 138V137H173ZM190 138V139H191ZM235 138V137H234ZM252 138H253V136H252ZM113 139V138H112ZM120 139V140H121ZM193 139V138H192ZM196 139V138H195ZM216 139V138H215ZM259 139L262 141L263 140V142L262 143H260V141H259ZM101 140V139H100ZM117 140H119V138L117 139ZM156 139H154V141H155ZM183 140V139H182ZM243 140V139H242ZM253 140V139H252ZM103 141V140H102ZM125 141V140H124ZM181 141V140H180ZM195 141V140H194ZM198 141V140H197ZM211 141V140H210ZM239 141H241V140H239ZM254 141V140H253ZM122 142V141H121ZM183 142V141H182ZM185 142V141H184ZM202 141H199V143H201ZM204 142V141H203ZM216 142H218V144L216 143ZM237 142H238V140H237ZM252 142V141H251ZM250 142V143H251ZM150 144L148 147L146 146L147 144ZM197 145H199V146H197ZM208 143V142H207ZM206 143V144H207ZM249 143V142H248ZM247 143V144H248ZM249 143V144H250ZM109 144H110V146H109ZM134 143H132V145H133ZM152 144V145H153ZM184 144V143H183ZM107 145V144H106ZM136 145V144H135ZM209 145V146H210ZM184 146V145H183ZM186 146H187V144H186ZM197 146V147H196ZM202 146V145H201ZM205 146V145H204ZM134 147V146H133ZM132 146H131V148H133ZM145 147V148H144ZM179 147V148H178ZM195 147H196V149H195ZM149 148V149H148ZM151 148H153V147H151ZM155 148V147H154ZM203 148V147H202ZM95 149V148H94ZM100 149V148H99ZM96 150V149H95ZM94 150V151H95ZM101 150V149H100ZM100 150H98V151H100ZM113 150V151H114ZM188 150V151H187ZM44 151V150H43ZM115 151V152H116ZM151 151V150H150ZM195 151V152H194ZM204 151V150H203ZM104 152H106V151H104ZM184 152V153H185ZM202 153V152H201ZM210 153V154H211ZM231 153H234V154H236V156L234 155V154H232V155H234L233 157L230 155ZM100 154V153H99ZM150 154H151V152H150ZM199 155H200V153H198ZM209 154V155H210ZM256 154V155H255ZM259 154V155H258ZM38 155V154H37ZM103 155H105L104 153H103ZM103 155H102V157H103ZM181 155V154H180ZM183 155V154H182ZM181 155V156H182ZM199 155H198V157H199ZM205 155V154H204ZM212 155V154H211ZM230 155V156H229ZM207 157V156H206ZM261 157V158H260ZM37 158V157H36ZM213 159V160H212ZM215 159V160H214ZM135 160V161H134ZM230 160H232V161H230ZM235 160V161H236ZM248 160V161H247ZM84 161V160H83ZM82 161V162H83ZM138 163H137V162ZM146 161H148V165L147 166H142L143 164H145L144 162H146ZM241 161V162H240ZM242 161H243V163H242ZM245 161H247V162H249V161H252L254 164L255 163H258L259 161H261V163H262V165L261 166H258L259 164H257V166H256V164L254 165L253 163V165L252 164H248L247 162H245ZM182 162H184V163H182ZM209 162H206V164L208 163L209 164ZM84 163V162H83ZM85 163H86V161H85ZM131 163V162H130ZM193 163H195V162H193ZM249 163H251V162H249ZM114 164V163H113ZM147 164V163H146ZM201 165H199V162H198V166H202L201 168H203V164H202V162L200 163ZM207 164V165H208ZM85 165H88V162H87V164H84V166ZM140 165L138 166V167H140ZM207 165H205V166H207ZM89 167H90V165H88ZM205 166H204V168H203V170H208V168L207 169H205ZM209 166V165H208ZM233 166H231V167H233ZM39 167V166H38ZM143 167V168H142ZM200 167H198V168H200ZM210 167V166H209ZM254 169H252V168ZM91 168V167H90ZM90 168H86V170H84V171H87L88 169H90ZM195 166L193 167V170H198L197 168H195ZM211 168H212V165H211ZM210 168V170H213V168L211 169ZM258 168V169H257ZM83 169V168H82ZM92 169V170H91ZM90 170V172H87L88 174H92L94 171H93V168H91ZM228 169H229V167H228ZM240 169H243V174L244 175H241L242 173L240 172ZM256 169V170H255ZM263 171H264V166H263ZM262 169H260V172H262ZM145 170V169H144ZM149 170V169H148ZM152 170V169H151ZM201 170V169H200ZM203 170H201V171H203ZM238 170H239V172H238ZM140 171V170H139ZM200 171V172H201ZM214 171V170H213ZM212 171V172H213ZM41 172V171H40ZM133 172H134V170H133ZM136 172V171H135ZM134 172V173H135ZM141 174H142V172H140ZM154 173L152 174V175H154ZM214 173V172H213ZM212 173V174H213ZM229 173V174H228ZM241 173V174H240ZM133 174V173H132ZM137 174V173H136ZM149 174V173H148ZM202 174V175H201ZM137 175H140L139 173L137 174ZM155 175V176H156ZM164 175H166V176H164ZM201 175V176H200ZM207 175V174H206ZM210 175H211V173H210ZM214 175H215V173H214ZM260 175H261V177H260ZM212 176V175H211ZM241 176L244 178V176H245V179L242 181V179H241ZM114 177V176H113ZM118 177V176H117ZM131 177V178H132ZM141 178H142V175L140 176ZM139 177V178H140ZM207 177V176H206ZM116 178V177H115ZM199 178V179H200ZM203 178V177H202ZM201 178V179H202ZM118 179V178H117ZM151 179V178H150ZM211 179V178H210ZM157 180V181H158ZM195 180H197L196 178H195ZM255 180V179H254ZM259 180V179H258ZM258 180H257V182H258ZM139 181H140V179H139ZM141 181H140V183H141ZM158 181V182H159ZM160 181V182H161ZM183 181V183H181ZM251 181H253V180H251ZM264 183V181H263V179L262 180H260V182L259 183H262V182ZM104 183H105V180L103 181ZM154 182V181H153ZM146 183V182H145ZM151 183V184H150ZM155 183V182H154ZM177 183V185H175ZM258 183V184H259ZM83 184V183H82ZM257 184V185H258ZM84 185V184H83ZM87 185V184H86ZM147 185H148V183H147ZM189 185V184H188ZM249 185V186H248ZM174 186V187H173ZM200 186H202V185H200ZM241 186V187H240ZM252 186H254V188L252 187ZM148 187V188H147ZM173 187V188H172ZM184 187V186H183ZM182 187V188H183ZM242 189L241 191H240V188ZM147 188V189H146ZM201 188V187H200ZM163 189V188H162ZM160 190V192L159 193H161V192H163L164 190ZM185 189H186V187H185ZM256 189V188H255ZM138 190H142L141 191V193H139V191ZM167 190V191H166ZM206 190V191H205ZM138 191V197L139 198H137V196H132L133 195V193H136ZM175 191V190H174ZM239 191V192H238ZM169 192V191H168ZM248 192V193H247ZM117 193V194H118ZM239 193V194H240ZM241 193V194H242ZM132 194V195H131ZM164 194V193H163ZM181 194V192H179L177 195H180ZM201 194H203V196L201 195ZM256 194V195H255ZM257 194H258V196H257ZM261 194V195H260ZM116 195V194H115ZM159 195V194H158ZM161 195V194H160ZM195 195H193V196H195ZM197 195H198V198H200V199H197ZM257 196V197H255V196ZM260 195V196H259ZM117 196V195H116ZM141 196V197H140ZM163 196V195H162ZM161 196V197H162ZM189 196H187V197H185V198H187L188 199V197ZM199 196H201V197H199ZM204 196H207L206 198H208V199H203V197ZM209 196V197H208ZM237 196V195H236ZM263 196L264 195H262L261 197L263 198ZM118 197V196H117ZM116 197V198H117ZM182 197V196H181ZM181 197L179 196V198L181 199ZM192 197V196H191ZM120 198H121V196L119 197V200H120ZM158 198H159V200L161 199L162 201H160L159 202V200H158ZM205 198V197H204ZM261 198V199H262ZM122 199V198H121ZM126 198H124V200H125ZM167 199V200H166ZM193 199H194V197H193ZM123 200V201H124ZM158 200V201H157ZM186 200V199H185ZM207 200V201H206ZM215 200V199H214ZM252 200H254L255 202H253ZM264 200V199H263ZM121 201V200H120ZM143 201H144V203H143ZM178 201V200H177ZM176 201V204L178 203ZM83 202V201H82ZM88 202V201H87ZM86 202V203H87ZM108 202H110V201H108V200H102V201H100L99 203H101L100 205H98V206H100L101 207V211L103 212V211H105L108 207L110 208V205H109V203ZM125 202V201H124ZM185 202V201H184ZM214 202V201H213ZM216 202V201H215ZM238 202V201H237ZM250 202V206H252V204H253V207H252V209L250 210V213H249V215H248V211H249V209H248V207L249 206H246L248 203ZM251 202H253L252 204H251ZM90 205L88 206V204H86V206H88L87 208H85L84 209V212H82V215H81V217H86V216H89V217H91V220H90V223H88V226H92L93 227V225H95V224H99L100 225V223H99V220H97L96 219V215H98L97 213H96V207H95V205L96 204H91L90 202H88ZM98 203V204H99ZM205 203V204H204ZM79 204V203H78ZM113 204V203H112ZM157 204V203H156ZM206 205H208V206H206ZM215 205H217V204H215ZM76 206H77V204H76ZM80 206V205H79ZM79 206H78V208H79ZM86 206H84V207H86ZM97 206V205H96ZM125 206V208H123ZM171 206L173 207L174 206V208L173 209H170L171 208ZM182 206H180L181 208H183ZM211 207L213 206V204H211L210 205ZM209 206V207H210ZM71 207V206H70ZM142 207V209H140ZM208 207V208H209ZM247 207V208H246ZM75 208V207H74ZM108 208V209H109ZM163 208V209H162ZM208 208H205L206 210H207V213H212V211H213V207L212 208H209V209H211L210 211H209V209ZM124 209H126V211L128 212V213H126L125 214V216L123 215L124 213H123V211L122 210H124ZM151 209V210H150ZM157 209V208H156ZM169 209H170V211H171V213L173 214L170 218H171V221L170 220H167V221H165V214H168V213H170V211H169ZM80 210V209H79ZM97 210H99L98 208H97ZM110 210V209H109ZM155 210V209H154ZM160 210V211H161ZM166 211L165 213H164V211ZM122 211V212H121ZM153 211V210H152ZM199 211V212H198ZM75 212H76V210H75ZM112 212H111V215H112ZM117 212V213H116ZM142 212H140V213H142ZM213 213H214V211H213ZM212 213V214H213ZM81 214V213H80ZM109 214V216L108 217H110L111 215H110V212L109 213H107L106 214V216ZM154 214V213H153ZM161 214V213H160ZM204 214H206V211H204ZM211 214V215H212ZM122 215L124 216V218H122ZM155 215H157V213L155 214ZM207 215V214H206ZM211 215H208V216H211ZM214 215H215V213H214ZM141 215H139L138 217H140ZM169 216H170V214H169ZM248 216V218H250V221H245L246 219V217ZM73 217V216H72ZM71 217V218H72ZM80 217V218H81ZM84 217V218H85ZM102 217V216H101ZM104 217H105V215H104ZM103 217V218H104ZM216 217H218V216H216ZM245 217V218H244ZM84 218H83V220H84ZM87 218V217H86ZM85 218V219H86ZM105 218H107V217H105ZM111 218V217H110ZM109 218V220H111ZM173 218V219H172ZM208 218V217H207ZM211 218V217H210ZM210 218H208V219H210ZM212 218H213V216H212ZM211 218V220H213V222L212 223H215V221H214V219H212ZM215 218V217H214ZM69 219V218H68ZM82 219V218H81ZM88 219V218H87ZM100 220L102 219V218H99ZM166 219H168V216H166ZM232 220V222H230L229 220ZM244 219V220H243ZM89 220V219H88ZM109 220H107V221H109ZM139 220V219H138ZM210 220V221H211ZM68 221V220H67ZM72 221V220H71ZM105 222H106V220H104ZM103 222V221H102ZM105 222H104V224H105ZM137 222V221H136ZM157 222V221H156ZM156 222H154V223H156ZM158 222H160V221H158ZM158 222H157V224H158ZM221 222H219V224L221 223ZM230 222V223H229ZM75 223V222H74ZM73 223V224H74ZM201 224H202V226H203V228L205 227L206 229H204V230H202V228H200L201 227ZM218 224V223H217ZM217 224H216V228H217ZM101 225L103 226V224L101 223ZM100 225V226H101ZM222 225V224H221ZM105 226V225H104ZM103 226V227H104ZM135 226V225H134ZM162 226V225H161ZM200 226V227H199ZM207 226V225H206ZM92 227H89L90 228V230L92 229ZM95 227V226H94ZM93 227V228H94ZM106 227V228H107ZM218 227H219V225H218ZM59 228V227H58ZM89 228H87L88 230H89ZM96 228H98V226H96ZM100 228V227H99ZM102 228V227H101ZM101 228H100V230H101ZM156 228H157V230H156ZM202 230V231H199L200 229ZM222 228V229H223ZM86 229V230H87ZM95 229V228H94ZM144 229V230H143ZM230 229V230H231ZM83 228L81 229V232H83ZM89 230V231H90ZM142 230H143V232H142ZM224 230V231H225ZM58 231H60V230H58ZM98 231V230H97ZM97 231H96V233H97ZM129 231V232H128ZM178 231H179V233L180 234H178ZM215 232H216V229L214 230ZM229 231V230H228ZM80 232V233H81ZM85 232V231H84ZM83 232V233H84ZM194 233L195 232V234L197 235L198 234V239H197V237H196V235H195V237H196V239H197V241L195 242V237H194V235L192 236L191 235V233ZM197 232V233H196ZM213 232V231H212ZM230 232V231H229ZM229 232L227 233L228 235H229ZM86 233V232H85ZM89 233V232H88ZM102 233V232H101ZM138 234H136V233H134V235L136 234V235H140L139 234V232H137ZM192 233V234H193ZM226 233V232H225ZM93 234V233H92ZM100 234V233H99ZM98 234V235H99ZM200 234V235H199ZM204 234V235H203ZM232 231H231V237H232ZM81 235V234H80ZM90 235V234H89ZM89 235H87L86 234V236H89ZM94 235V237L95 236H97V234H93ZM92 235V236H93ZM132 235V236H131ZM135 235V236H136ZM143 235H145V233L143 234ZM178 235H179V237H178ZM191 235V236H190ZM41 236H43L44 238H42V239H46V240H49V241H57L58 243H60L59 245L61 246V247H67L66 245H68V244H66L64 241H63V239L61 238V237H58V238H54L53 236H44V235H41ZM85 236V237H86ZM100 236V235H99ZM98 236V239H97V237L96 238H94V239H97V240H99V238H101V236L99 237ZM142 236V235H141ZM157 236V235H156ZM161 236V237H162ZM202 236V237H201ZM89 237H91V235L89 236ZM89 237H87V240H89L90 238ZM143 237V236H142ZM149 237V238H150ZM161 237H160V239H161ZM191 237H194V239L192 238L191 239ZM217 237V238H216ZM224 237V236H223ZM92 238V237H91ZM144 238H145V236L143 237V238H141V239H139V241L141 240H144ZM148 237L146 236V239H147ZM148 238V239H149ZM102 239V238H101ZM144 240V243H146L147 244V240ZM224 239H226L225 237H224ZM26 240H27V242L26 243H28V238H26ZM86 240V241H87ZM95 241V242H98V241ZM103 240V241H104ZM151 240L153 241V240H158L157 238H155V239H152V237H151ZM150 240V241H151ZM180 240V239H179ZM218 240V239H217ZM85 241V243H86V245H87V247H89L90 245L89 244H87V242ZM100 241V240H99ZM103 241H100V243L102 242V244H103ZM149 241V242H150ZM151 241V242H152ZM162 241V243H165V242H163ZM232 241V242H231ZM83 242V241H82ZM129 242V244H130V246H129V248H131V249H133L131 246V243ZM216 242V241H215ZM223 242H226V241H223ZM16 243H17V241H16ZM89 243V242H88ZM91 244H92V242H90ZM135 243H138V242H135ZM134 243V244H135ZM142 243V242H141ZM144 243H143V245H144ZM213 243H214V241H213ZM83 244V243H82ZM103 244V245H104ZM133 244V245H134ZM149 244V243H148ZM151 244V243H150ZM153 244V243H152ZM192 244V245H191ZM216 244L218 245V243L216 242ZM228 244V243H227ZM70 245V244H69ZM68 245V246H69ZM93 245H94V242H93ZM101 246V248H102V250H103V256H104V247L105 246ZM158 245V244H157ZM185 245V244H184ZM220 245V244H219ZM71 246V245H70ZM73 246V245H72ZM76 246V245H75ZM95 246V245H94ZM135 246H136V244H135ZM153 246H154V244L150 247V245H149V247L148 246H142V245H139V249H137V252H136V254H130V256L132 257V258H134V261H133V263L132 264H147V262L146 261H143V260H148V259H145L143 256L145 255V252L146 251H154V249L155 248H157V247H159L160 248V246H156V247H154L153 248ZM197 246H195V247H197ZM215 246V245H214ZM169 246H167L166 245V247H165V249L168 251V253H169V251H170V253L169 254H171V252H172V254L175 252H173L172 250H168L167 248H168ZM136 248H138V247H136ZM144 248H146V249H144ZM149 248H151V249H149ZM169 248H171V247H169ZM180 248H182V245H181V247H179V249ZM188 248V249H187ZM214 248V247H213ZM14 249V248H13ZM86 249V248H85ZM153 249V250H152ZM158 249V248H157ZM178 249V250H179ZM219 249H217V252H219L220 250ZM15 250V249H14ZM122 250V251H121ZM128 250V251H127ZM145 250V251H144ZM162 250V253H163V250L164 249H160V251ZM176 250H177V248H176ZM181 250V249H180ZM216 250V248L214 249V251ZM81 251V250H80ZM92 249L91 250H89V252L91 253V254H94V256H96V253H92ZM125 251V253L123 254L122 252H124ZM130 251H133V250H130ZM150 251L149 252H146L147 254L146 255H148V254H150ZM159 251V249H158V252H160ZM71 252V251H70ZM88 252V251H87ZM87 252L86 251H84V253L85 254H87ZM93 252H97V251H93ZM102 252V251H101ZM100 252V253H101ZM105 252H107V251H105ZM155 252H156V250H155ZM154 252V254L155 255H152V254H150V256L149 257H152V258H150V259H153L154 257L153 256H155L156 257V255H158V253L156 252L155 253ZM179 252V251H178ZM181 252H179V254L182 256V253ZM216 252V251H215ZM12 253H15V252H12ZM11 253V254H12ZM97 253H99V252H97ZM113 253H114V250H113ZM130 253V252H129ZM129 253H128V255H129ZM151 253H153V252H151ZM221 253V252H220ZM8 254V253H7ZM6 254V256H8V257H11L12 255L11 254H8L7 255ZM102 254V253H101ZM164 254V253H163ZM167 254V253H166ZM206 254H207V252H206ZM222 254H219V255H222ZM99 255V254H98ZM110 255V252H109V254L107 255V253H106V255L104 256V258L105 257H110L109 256ZM118 255V256H119ZM128 255L126 256V257H128ZM133 255V256H132ZM145 255V256H146ZM152 255V256H151ZM168 255V254H167ZM179 255V256H180ZM185 255V256H186ZM229 255V256H228ZM15 256V255H14ZM119 256V258H121L122 259V257H120ZM129 256V257H130ZM161 256V255H160ZM171 256V255H170ZM180 256V257H181ZM192 256V257H191ZM231 256H233V259H231ZM13 257V256H12ZM88 257V256H87ZM92 257V256H91ZM90 257V258H91ZM102 257V255L101 256H99V258H101ZM129 257H128V259H129ZM130 257V258H131ZM149 257H147V258H149ZM174 256H172V260L174 259L173 258ZM178 257V256H177ZM204 257V258H203ZM219 258H221V256H218ZM234 257H235V259H234ZM93 258V257H92ZM163 258V257H162ZM168 258V257H167ZM213 258V257H212ZM215 258H217V257H215ZM214 258V259H215ZM149 259V260H150ZM154 259H156V258H154ZM97 261L95 262L96 264H100L99 262H98V259H96ZM130 260V259H129ZM148 260V261H149ZM163 260V259H162ZM166 260V259H165ZM168 260H170V258H168ZM176 260V259H175ZM179 260V259H178ZM205 260H207V261H205ZM211 260H212V263H211ZM216 260V259H215ZM121 261H123V260H121ZM150 262V261H149ZM148 262V264H150ZM151 264H161V263H159L160 261H157L156 260V262H158V263H156V262H153V260H151ZM163 263H166L165 261H162ZM173 262V261H172ZM174 262H178V264H179V262L180 261H174ZM118 263V262H117ZM168 263V262H167ZM166 263V264H167ZM169 263H171L170 261H169ZM181 263V262H180ZM171 264H173V263H171ZM175 264V263H174Z\"/></svg>",
  "mask_w": 264,
  "mask_h": 264
},
{
  "label": "crops",
  "instance_id": "obj_3",
  "mask_svg": "<svg viewBox=\"0 0 264 264\" xmlns=\"http://www.w3.org/2000/svg\"><path fill=\"white\" fill-rule=\"evenodd\" d=\"M87 149L71 127L46 113L15 118L0 138V212L10 206L12 196L18 204L30 199L53 215L61 213L74 201L75 166L87 159ZM7 212L8 215L10 211ZM11 214L15 216L16 212L12 210ZM48 229V225L42 228L48 233L42 235L54 237ZM11 231L16 240V230ZM26 238L30 240V236ZM4 259L18 264L15 257L4 255Z\"/></svg>",
  "mask_w": 264,
  "mask_h": 264
},
{
  "label": "built area",
  "instance_id": "obj_4",
  "mask_svg": "<svg viewBox=\"0 0 264 264\" xmlns=\"http://www.w3.org/2000/svg\"><path fill=\"white\" fill-rule=\"evenodd\" d=\"M222 191L226 195H232L235 188L225 182L222 185ZM14 239V232L0 224V252ZM16 260L19 264H96L92 258L80 252L70 253L61 246L42 238L36 239L29 247L19 249Z\"/></svg>",
  "mask_w": 264,
  "mask_h": 264
}]
</instances>
